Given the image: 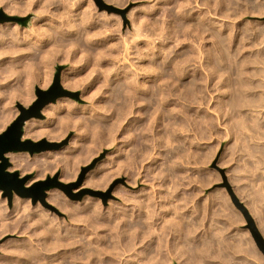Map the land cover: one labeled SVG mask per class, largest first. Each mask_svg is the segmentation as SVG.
Masks as SVG:
<instances>
[{"label":"rangeland","instance_id":"obj_1","mask_svg":"<svg viewBox=\"0 0 264 264\" xmlns=\"http://www.w3.org/2000/svg\"><path fill=\"white\" fill-rule=\"evenodd\" d=\"M76 1L81 2L83 4V7H84L85 4L87 6L88 3H90L91 6L93 5L92 7L93 8L95 7L94 10H93L95 15L105 12L104 14H106V16H108L109 23H108V25H106V28L103 31L104 33H102V37L107 43V44H105L106 46H104L103 51L105 53H110L111 51H117V52H115L117 56L114 53L113 56L108 57L109 60L108 59L107 60L109 62L107 60L106 61L105 60H101L100 61V59H102V58L99 56V54H100V51H102V49H100L99 47H97L94 44H90L89 43L90 45H88V43H86V42H84V43L82 42L83 44H85L84 47H83V44L81 42H79V41H73L72 43H76L77 42L73 46H72L71 43L68 44L71 47L67 46V44L63 45V44L60 43L62 45V47H64L63 50H60V51L56 50V51H54V53L52 51L53 54L48 49V48H50V46H49L47 48V51H50V53L52 55L45 53L43 55H45V56L49 55V56H46L47 58L43 57L42 56L43 52H41V51H43V49H45V47L43 48L41 46H44L45 44L41 45V44H43L41 41L45 39V36H43L44 34L36 32V33H34V36L33 35H29L28 36V30H31L32 26L33 27H35V26L37 27V26L43 24L42 22H36V24H35L34 18L36 19L37 13L34 10H28V11L22 12V13L13 12V11H10L8 8H6L5 4H3V5L1 4L0 5V27L2 29H4V30L0 29V39L2 40V41L0 40V50L2 48V50L0 51V124H1L0 125L1 126L0 127V129H1L0 133H3L4 131H6L7 128L11 125V123L21 113L19 105H22L24 107H30L31 105H33L34 102L38 98L37 93H36L37 92V88H40L42 90H49L50 88L53 87L54 82H55V78H56L57 75L59 76V79H60L61 88L63 90H65V91H67V93H65L64 95H62L59 98H57V100L55 102H50V103L46 104L43 107V109L41 110V115L39 117H32V118L26 120L27 123L29 122V123L32 124L31 129L29 128L30 131L28 130L27 123L25 122V124H24V127H26V128H24L23 135H22V140H24V141L25 140H31L32 143H30L29 145L32 148L44 147V149H41L40 151H34L33 153H31L29 150H27V151H18V152H8V153L5 154L8 157V160L10 162V164L6 168V170L8 172L12 173V174L16 173V172L18 174H17V176H12V177L10 176L9 177V179H10L9 186L11 185L10 188L9 187L6 188V186L4 184L2 186H0V193H1L0 194V200L5 201V202L0 201V204L2 203L3 207H4V208L0 207L1 208L0 210H2V211L4 210L5 213H9L10 217L12 218V215H13V217H14V215L15 216L17 215L16 212H17L18 207L19 208H21L23 206L25 207L24 204L27 205V202H29L27 207H35V206L37 207V203L40 201L38 203L40 207L44 206L43 208H45L47 210L55 211V213L58 216H60V217L62 216L61 218L66 219L68 217V213L65 212L64 209L60 210L61 209L60 206L56 207V205H58L57 203L55 204V202L52 203L51 201H47L46 200V198L48 196V193H47L48 191L47 190H49V192L51 190H58L59 192L61 191L62 194L65 193L64 194L65 197H67L69 200H73V201H76L78 203L84 202L86 200V198L87 199L88 198L97 199L98 198L97 196H100V198H98V199H99V202L101 204V207H103V208L108 209L109 207H119V206L120 207H131V208H133L131 211H134V213L136 215H139V213H141V215H139L135 220H138V219L139 220L140 219L141 220L142 219L143 220L144 219L148 220V218L145 217L146 216L145 214L147 213V216H149L148 212L150 211L149 214H150L151 218H149V221H152V224L154 225L152 228L154 229L155 234L159 233V231H160V230H158V227L161 228L160 226H163V224H164L165 227H167V229H168L167 231L168 232H167V234L165 233V234H162L161 236L164 237L167 240L170 239V241H173V237L175 238V236L178 239L177 233L173 229H170L176 221H180L181 220L180 222H182L183 224H190L191 222H193V223L195 222V224H196L195 227L197 226V224H198V227L200 226L199 228L196 227V228H198V230H196V232L197 231H199V232L193 233L194 235L192 234V232H190L191 234L188 232V235H186L187 234V232H186L187 230L183 233L184 234L183 235L184 239H183V242H182L184 244V246L182 244L183 251L187 250V252H188V250H191L189 252H192V254L188 252L187 255L188 254H190V255L185 256L186 252L183 255V252L180 251L177 248V246H175V245L173 246L174 243H172L171 245L168 244L167 250L169 248L171 250L170 251L168 250L169 252L166 250L167 251L166 254L168 255V257H166V254H165L166 264H167V262H168V264H170V263L171 264H184L185 262H186V264L188 262L190 264H194V260L196 262L197 258H198L197 262H199V263H196V264H201L202 262H204L202 264H211V262H212V264H214V263L215 264H229V263L230 264H236V263L237 264L238 263L241 264V262H243L245 260L247 261V259H248L249 262L252 263V261L254 260L252 257L256 258L255 260H257V261L254 260L253 263H255V264H264L263 263L264 254L258 248V246H257V244H256V242H255V240H254V238H253V236H252V234L250 232V229L247 227L248 222H247V219H246L244 213L238 208V206L236 205V203L233 200V195H234L240 202H242V204H244V206L248 209L249 213L251 214V216L253 217L254 221L256 222L260 232L264 236V105H262L263 108H261L262 106L261 107L258 106L259 108L257 107V105H260V103L264 104V100H263L264 99V97H263L264 96L263 95L264 94V92H263L264 88H259V83H260V87H264V0H229L230 2L228 0H223V1L222 0H206V1L205 0H196L197 2L196 1L194 2V0H193L194 3L191 2L192 0H182V3H181V0H165V1L164 0L163 1L162 0H156L157 3L155 2V0H87V1L86 0H76ZM177 1H180L179 2L180 4ZM185 1L188 2L187 5H184V3L185 4L187 3ZM201 1H204L205 3H207L209 1L208 5H210V3L212 4V2H213V4L210 5L213 8V12H212V8L211 7L206 5L207 7H209V8H206L205 3L201 2ZM216 1L219 4L215 3ZM227 1H228L229 4L226 3ZM170 3H172V5ZM192 3H193V5L198 3L197 4V8H196V5L193 6ZM201 3H202V5H201ZM214 3H215V5H214ZM164 4H165V6H163ZM231 4L232 5L234 4L235 8ZM174 5H177V6L175 7ZM178 5H179L180 8L178 7ZM226 5L227 6L228 5L232 6L231 10H230L231 12L229 11V9H230L229 7L230 6L227 7ZM181 6H183L185 8H183V7L181 8ZM190 6L194 7V9L191 8ZM177 7L179 9L178 11H177ZM216 7L217 8L219 7L221 10L224 9V8L225 9L222 12L219 8L217 9ZM226 7H227V11H229V13H227V11H225ZM242 7H243V9H242ZM188 8H190V9H188ZM180 9H181L182 12H179ZM207 9H209L208 12L206 11ZM169 10L171 12H169ZM204 10L207 13H205ZM167 11H168V13H167ZM173 11H176L177 14H176V12H173ZM187 11H188L189 14L187 13ZM224 11L228 15H226ZM160 12H162L164 14H162ZM193 12H195V13H193ZM202 12H204L205 14L204 13L202 14ZM185 13L187 14V16H185ZM217 13H218V15H217ZM222 13L224 14V16L222 15ZM116 14H117V16H116ZM165 14H166V17H165ZM113 15H115V16L113 17ZM147 15L148 16L151 15V16L148 18ZM200 15L205 20H203L202 18L200 19L199 18ZM205 15H206L207 18L204 17ZM158 16H160V17H158ZM182 16H184V17H182ZM134 17H136V18H134ZM153 17H155V19ZM113 18H114V20L116 19V21H114ZM133 18H134V20H133ZM138 18L139 19L143 18V21L142 20H138ZM165 19H166V21H165ZM131 20L135 21V23L133 24V22ZM179 20H181V22H179ZM215 20H217V21L215 22ZM117 21H118V23L115 24V22H117ZM182 21L185 22V23L183 24ZM207 21H209V22H207ZM131 22H132V25H131ZM137 22L140 23V24H138ZM165 22L167 24L169 22L168 26L170 25V27H171V28L169 27V30H168V28H167L168 26H166L167 24ZM222 22H224L225 24L222 23ZM37 23H39V24H37ZM150 23H151L152 27H150ZM153 23L154 24L158 23V24H157L156 27H154L156 24L154 25ZM178 23H181L183 25L178 24ZM12 24L14 25V27L16 25H18L21 28V32L16 33V31H13L14 27H11V26H13ZM112 24H113V26H112ZM160 24H162L161 26H164V27H161ZM216 24H218V25H216ZM141 26H142V28H141ZM144 26L147 27V31L148 32L146 31V28ZM165 26H166V30H168V31L165 30V32H164ZM227 26H229L231 28L229 29ZM6 28H10V30L6 29ZM112 28L114 29V30H112L113 34L109 33V32H111ZM140 28H141V30H140ZM161 28H164V29H161ZM5 29L8 30V31H6ZM107 29L109 30V32H108ZM134 29H136V31ZM160 29L162 30V32H161ZM170 29H172L173 31L170 30ZM11 30L13 31V33H12ZM23 30H25V31H23ZM195 30L196 31L198 30L197 31L198 35L195 32ZM126 31H127V33H126ZM137 31H139L142 34L141 35H140V33L138 34ZM152 31H156V33L154 34V32L152 33ZM159 31H160V33H159ZM184 31L185 32H189V33H185ZM212 31L216 32V34L214 35V32L212 33ZM217 31H218V33L220 35L217 33ZM229 31L231 32L230 37H229V34H228ZM7 32H10V34L7 33ZM150 32H151V34H150ZM166 32L167 33L169 32V33L166 34ZM205 32H206V34H205L206 38H205V35H204ZM226 32H228V33H226ZM3 33L4 34L7 33V34L4 36ZM162 33L163 34L165 33L166 35L163 36ZM13 34L16 36L15 37L16 39L14 38ZM130 34L133 37L132 36L130 37L131 41L129 42ZM223 34H225V36H226V37H223L224 38V40H223L224 43L222 42L223 38L222 39L218 38V36L220 37ZM227 34H228V36H227ZM127 35H128V37H127ZM151 35L153 37H151ZM7 36H9V37H7ZM17 36H19V37L17 38ZM27 36H28V38H27ZM114 36H117V37H114ZM119 36L120 37L122 36V38H124V39H122V38L120 39ZM141 36H142V39H141ZM162 36H163V38H162ZM215 36H217V38ZM6 37L9 38V39H10V37H13L14 39L11 38L12 40L11 39L9 40ZM134 37H136V38L138 37L137 38L138 40L136 38H134ZM165 37H166V39H165ZM175 37H176V39H175ZM196 37L197 38L199 37L200 39L199 38L197 39ZM25 38H27L28 40L25 39ZM93 38H95V37L93 36ZM118 39H120L119 41L121 43H119ZM216 39L218 40V42H220V43L222 42L221 45H223V46H224V44H225V46L228 45L227 47L224 46L225 47L224 50H226V51L223 50V47L220 44H218ZM3 40H5V41H3ZM13 40L17 41V43L14 41L15 43L13 44ZM135 40H137V41H135ZM152 40H153V47L151 46L152 44L151 45L149 44V43H152ZM164 40H166L169 43H167ZM197 40H199V41H197ZM211 40L215 41V44L217 43L216 46L219 45L218 47H216L218 50L215 49V51H217V58H218L217 59V63L222 67L224 65H228V63H229V65H231V62H233L232 65L237 66L240 69H241V66H239V65L242 64V69L245 66V68L243 69L244 72H245V69H247L246 70L247 72H245V75L246 76L249 75L248 76V78H249L248 83H250V82L252 83L253 82L254 86H255V84H256V86L258 85L257 87L261 90L260 91L256 87L255 90H252V91H254L255 95L253 93L252 97H251V95H249L251 98H249V96H248V97H246L244 99L245 102L249 101L248 103H250L249 104V106H251L250 109H249V106H247L248 104H246V103L244 104L246 106L243 107V108L247 107V109L246 108L245 109L248 110V111L244 110L243 108H242L243 110H241V111L239 109H236L238 113L236 111L234 113V111H233L232 112L233 115L232 114H229V116L226 115V114H228V112L230 110L228 108L229 106L227 107V105H226L225 106L226 108H223V110H221L220 108H219L220 110L218 109L219 104H217V103H219V102L217 100L219 98V91H217L218 89H216V91L218 93L215 92L214 91L215 88L212 91L210 90L207 95L205 94L200 99V101L199 100H194L193 98H191L192 97L191 95H188L187 97H185V98H188L186 100H185L184 97H183L184 98L183 99L181 97H178L177 95H171L168 98L169 102H170L169 106L174 107V106H176L175 104L178 103V101L182 102L183 100H184L183 103H184L185 107L189 106L188 107L189 109L186 107L185 108L186 109L185 112L180 111L181 113L180 112L177 113L176 110L171 112L170 111L171 107H169L170 110L169 109H165L161 105V102L159 101L158 98H155L157 100H154V104L155 105L152 108L143 109V110L140 109L139 106L141 104L145 103V101L141 100L142 101L141 102L140 99H139L138 101L141 102V103L139 104V102L137 101L138 102V103H136L137 106L133 105L131 108H129L128 111L129 110H131V111H129L130 113H128V111H127L128 107L124 108L125 107L124 101L114 100L113 98H111L109 96V94H106V93H108L109 88H106V89H104V88L107 87L106 85H107L108 82L107 83L103 82V78H102V76H104V74H105L104 73L105 71L107 72V74H105L107 76L108 72H110V70L113 72V70H120L121 69L122 73L124 72V74L126 73L127 75L128 74L132 75L130 78H132V77L135 78L137 75H138V77H143V75L146 74V73L145 74L143 73V72L146 71L144 69H150V70L154 69L153 70L154 74L157 75L161 71L162 67H167L168 66V64L166 65L164 63L165 61H171L173 64L171 63L170 65H172V66L173 65L174 66H180V68H181V65H183L181 69L189 77L194 76L197 71L201 70L200 73L203 74L204 79H207L206 76H207V73H208L209 62H208V60H205V59H207L206 58L207 55L205 53H208V50L210 51V49H212L211 46L213 45V42ZM6 41L9 42L8 44L11 47H12V45L14 47L11 48L7 44ZM10 41H12L11 42L12 44L10 43ZM149 41H151V42H149ZM2 42H6V44L5 43L3 44ZM29 42H32L33 44L29 45L28 44ZM38 42H39V44H38ZM78 42L81 44L80 48H78V45H79ZM109 42L111 43V45L109 44ZM126 42H127V44H126ZM131 42H132V44H130ZM135 42H136V44H135ZM181 42H183L182 45H180ZM225 42L226 43L229 42L230 46H229V44H226ZM112 43H113V45H112ZM173 43L176 44L175 45L176 47L174 45H172ZM203 43H205V44H203ZM18 44L20 46H26V47L29 46L28 47L29 50L26 47H24V48L21 47V49H19L20 47H19ZM35 44H36V46H35ZM37 44H38V46H37ZM86 44H87V46H86ZM129 44L132 45L131 46L132 48L129 46ZM157 44H158V46H157ZM5 45H8V46H6V48H5L4 47ZM148 45H149V47H148ZM17 46H18V50H16ZM30 46H31L33 51L36 50L37 53L36 52H34V53L37 54V55H35L33 53V51L31 50ZM58 46L56 47L57 49L58 48L59 49L62 48L59 45V43H58ZM65 46L67 47V51H66V47ZM89 46H90V49H89ZM121 46H123V47H121ZM133 46L135 47V49H134ZM154 46H155V48L157 47V48H160V49L157 50V48L155 49ZM183 46H184L185 50H184V48H182ZM191 46H194V47H191ZM9 47H10V49H9ZM35 47H37L38 50ZM74 47H77V48H74ZM82 47L85 49L84 52H83V50H81V49H83ZM169 47H171V48H169ZM233 47L237 48V50L240 51V53L237 52V53H239L238 55H236L237 54L236 53L237 50L235 52H233L235 50ZM68 48H70V49H68ZM93 48H94V50H92L90 52V50L93 49ZM137 48L139 49V51H138ZM143 48H145V49L143 50ZM152 48H153V50H152ZM164 48H166V49H164ZM168 48H169V50L172 49V53H170V51L167 50ZM174 48H175V50H174ZM179 48H181L182 50H179ZM191 48H193V49H191ZM202 48H204V49H202ZM208 48H210V49H208ZM6 49H8L10 51H8ZM24 49H26L27 51L24 50ZM40 49H42V50H40ZM124 49H126V50H124ZM187 49L188 50L191 49V50H189L187 52ZM195 49H196V51H195ZM198 49H199V51H198ZM4 50H6V51H4ZM15 50H16V53H15ZM20 50H23V52L20 51ZM87 50L90 52V54L88 53ZM123 50L126 51V52H124ZM133 50H134V52H132ZM145 50L147 52L149 50H151L152 53H151V51H149V53H148L149 55H148V54H146L147 52ZM166 50L168 51V53L166 52ZM203 50H205V51H203ZM64 51H66V52H64ZM81 51H82V55L83 54H86V55H83V57H81L80 63H75L76 57H74V56H77V58L80 59V56H82L81 53H80ZM85 51L88 53V56L92 57V55L93 56H94V54L96 55V56L93 57V59L95 58L94 60H92V58H90L91 61L89 60L90 64H87L88 65V66H86L87 68L83 66L84 63L86 62L85 61L86 59H84V58L89 59V57L87 56V53H85ZM93 51H95V53ZM127 51H129L130 53H129V55L126 56ZM140 51H142V52H140ZM193 51H195L197 57L194 56L195 54H194ZM38 52L41 54L40 56L42 58L38 55L39 54ZM45 52H46V49H45ZM67 52H69L70 56H68ZM97 52H99V54H97ZM119 52H120V54H118ZM136 52L137 53L140 52V53L135 56L134 54H136ZM173 52H174V54H173ZM190 52H193L192 55L195 58L193 56L190 57V55H191ZM224 52H229V54L228 53L225 54ZM66 53H67V55H66ZM141 53H142V55L144 54L145 57H144V55L141 56ZM162 53H163V55H162ZM234 53H236L235 54L236 56L234 55ZM63 54H64V56H66V59H65L66 61L63 60L65 58L63 56ZM176 54H177V56H176ZM199 54H200V56H199ZM50 55H51V57H50ZM150 55L152 56V58H151ZM170 55L171 56L174 55L173 57H175L176 59L175 58L173 59V57H171ZM233 55L235 57H233ZM35 56H37V57H35ZM38 56H39V59H38ZM146 56H148V57H146ZM163 56H166L167 59L165 57H163ZM180 56H181V59L184 61V63L180 59ZM244 56H245V58H243ZM33 57H35V58H33ZM62 57H64V58L62 59ZM71 57L75 58V60H73ZM96 57H99V61H95V60H98V58L96 59ZM128 57H130L131 60ZM149 57L151 58V60H150ZM160 57H161V59H160ZM169 57H170V60H169ZM189 57H190V59H189ZM52 58H54V60H52ZM164 58H165V60L163 62L162 59H164ZM199 58H201V59H199ZM42 59L45 60L46 62L45 61H41L40 63H37V62H39ZM79 59H78V61H79ZM110 59H112V60H110ZM177 59L179 61L181 60L180 61L181 63L176 62ZM187 59H189V60H187ZM242 59H244L245 62ZM31 60H34V61H31ZM72 60L76 64V66H75L74 63L72 64ZM123 60H124V62H123ZM148 60L150 62V64L148 63L149 66L147 64ZM192 60L193 61L195 60V62H193ZM201 60H202V62H201ZM17 61H19V62H17ZM78 61H76V62H78ZM93 61L95 62L96 65L94 63H92ZM120 61H122V62H120ZM156 61L157 62H161L162 65H161V63L159 65L158 63H156ZM198 61H200V62H198ZM222 61H223V64H222ZM20 62H21L22 65L20 64ZM97 62H99V63H97ZM100 62H102L103 65H100V64H102ZM133 62H134V64H133ZM203 62L204 63L206 62L205 64L208 67ZM26 63L28 64L27 67H26V65H27ZM45 63H48V64L46 65ZM91 63L93 65H95V66H91L92 65ZM104 63L105 64L107 63V65H105ZM113 63L116 64V65H114ZM136 63H138V64H136ZM247 63H248V65H247ZM9 64H10V66H9ZM29 64H34L33 65L34 67L32 68V66L31 65L29 66ZM81 64H83V65H81ZM139 64L141 66L137 67ZM189 64L192 66L193 69L190 66L188 67ZM197 64H199V66L200 65H202V66H200V68H199V66ZM49 65H50V68L51 67H53V68L49 69ZM97 65L98 66L100 65L99 66L100 68ZM246 65H247V67H246ZM14 66H15L14 69H16L17 71L13 69ZM47 66H48L49 70L46 68ZM90 66L92 67L91 69H93V70L89 69ZM111 66H112V68H111ZM123 66L125 67V69H124ZM130 66H131V69H130ZM150 66L151 67L154 66L157 70H155L154 67L151 68ZM157 66H159V68H157ZM5 67H6V69L8 68V70H6ZM93 67H95V68H93ZM101 67H104V68L106 67V68L105 69L104 68L101 69ZM140 67H141V70L139 69ZM204 67L207 70L202 69ZM25 68H27L28 71L25 70ZM34 68L35 69L38 68L37 71ZM45 68H46L47 74H46V72L44 74L46 76H42L41 74H39L40 75V77H39V75H36L41 70H42L41 73L43 74V71H45ZM136 68H137V70H136ZM23 69H24V72L21 71ZM32 69H34L35 71H33ZM52 69H53V71H52ZM95 69L96 70L97 69H101V71H99V70L96 71ZM107 69H108V71H107ZM126 69H127V71H125ZM138 69H139V71H138ZM50 70L52 71V73H51L52 75L51 76L49 74L51 72ZM128 70L130 72H128ZM14 71H15V73L17 75L15 73H13ZM25 71L27 72V74H25L26 73ZM48 71H50V72L48 73ZM170 71H171V69H170ZM190 71H192V73L194 75L192 73H190ZM205 71H207V72H205ZM19 72L21 74H19ZM31 72H32V74L34 76L31 74ZM89 72H92V73H89ZM220 72H221L220 74L222 75V77H224V75H226V73H224V72L222 73V71H220ZM22 73H23V75H22ZM85 73L88 74L87 75L88 76L87 79H86V74ZM101 73H102V75H101ZM135 73H136V76H135ZM65 74H67V77H66ZM82 74H83V76L80 77V75H82ZM93 74H94V76H93ZM96 74H97V76H96ZM11 75H13V76H11ZM21 75L24 76V77H21ZM31 75H32V78L35 77V76H38V78L37 77H35V78H37V81L38 80L39 81L36 82V79L30 78ZM111 75H112V73L110 74V76ZM227 75H228V73H227ZM15 76L21 77L22 80H20L19 78H16ZM48 76H50V78H51V80H49V81H48V79H49ZM62 76L64 77V79L65 78L69 79V80L65 79V80L69 81V82H67L68 83L67 84L68 87L66 85V81L64 79L62 81V78H63ZM73 76H74L75 79L80 77L79 79H77L78 83L76 82L77 83L76 84L77 88L75 86H73V85H75L74 84L75 79L73 78ZM89 76L91 77V79H90ZM69 77H71V79ZM97 77H99L100 79L97 78ZM119 77H120V75L116 76L115 77V81H117V78H119ZM23 78H24L25 81H23ZM84 78H85L86 81H89V82H86L85 80H82ZM28 79L29 80L32 79V81H28ZM44 79H46L48 82L46 80L44 81ZM79 80H81V81H79ZM98 80L99 81L101 80L103 82L102 83L100 81V84H101L100 86L101 87L97 86V85H99ZM96 81L98 82V84H97ZM18 82H19V84H18ZM25 82H27V83L25 84ZM62 82H64V83H62ZM255 82H257V83H255ZM28 83L31 84V85H29L30 88L28 86ZM70 83H71V85H70V88H69V84ZM207 83H208L207 80H205V81L203 80L200 83V87L203 88V89H206L208 87ZM21 84L24 85V86L20 87V86H22ZM94 84H96V85H94ZM104 84H106V85H104ZM203 84H205V85H203ZM15 85L17 86L18 90L16 89ZM18 85H19L20 88L18 87ZM26 86H27V88H26ZM71 86L73 88H71ZM93 86H95L94 88H96V87L101 88V90L97 88L99 93L101 91L103 92L105 90H106V92L105 93L101 92L102 95L99 94V93H94V92H92ZM12 88H14V89H12ZM22 88H24L23 92H21L23 90ZM91 88H92V90H91ZM19 89L21 91H19ZM30 89H32V90H30ZM90 90H91L92 93L90 92ZM95 91H97V90L95 89ZM16 92H17V94L21 93L22 95L18 96L16 94ZM26 92L27 93L29 92L30 94L32 93V95L27 94ZM214 92H215V94H213ZM86 93L87 94L89 93L90 97H91V94L94 93L95 95L93 94V97H91L93 100L91 98H89V96H87ZM210 93H212V95H210L211 99L209 98V94ZM26 94L28 95L29 99L27 98V96H25ZM84 94L88 98H85L86 96ZM96 94H98V95H96ZM256 94L257 95L258 94L259 95L262 94V95H260V98L261 97L263 98V99L261 98V101L263 100L262 102L259 100L260 98L257 97ZM254 96H256V97H254ZM189 97H190L191 100L189 99ZM94 98L95 99L97 98V99L95 100ZM208 98H209V103L207 102ZM64 99H66L65 100L66 102L64 101ZM109 99L110 100L112 99L110 101V103H112V101H113V103L111 105H109L110 107L106 106V105L110 104L109 103ZM170 99H173V100H170ZM202 99H203V101H202ZM254 99H256V100L254 101ZM24 100H26V101H24ZM68 100H70V101L67 102ZM99 100H101V101H99ZM106 100H107V102H106ZM175 100H177V101H175ZM187 100H189V101H187ZM252 100H253V102H252ZM58 101L61 103V105H60V103ZM63 101L65 102V104L63 103ZM74 101H75V103H73ZM96 101H98L97 103H99V104H96ZM114 101L115 102L118 101L120 104L117 102L118 104L115 103L116 104L115 105ZM156 101H157V103H155ZM256 101H258V102H256ZM100 102H105L106 105L104 103L100 104ZM200 102H202V103H200ZM251 102H252V105H251ZM70 103H73L74 105L70 104ZM122 103H123L124 106L122 105ZM172 103H173L174 106L172 105ZM206 103H208V104H206ZM66 104L69 105L71 108L69 106H67V108H65L64 106H66ZM78 104H80V105H78ZM113 104L115 105L114 107L112 106ZM254 104H256L255 107H254ZM58 105H60V106H58ZM90 105H91V107H90ZM103 105H104V107L106 106V108L103 109L104 111H107L106 109L108 107H109V109L111 108L110 111L108 109V111H107L108 114L106 112L104 113L103 110H98V109H101V107H103ZM208 105L210 106V108H209ZM213 105H215V106H213ZM46 106H48L49 109ZM54 106L55 107L57 106L56 110H53ZM75 106L79 107L80 110L76 111L77 108ZM119 106H120V109L123 106L122 107L123 108V112L126 109L125 113H122V110L121 111L119 110ZM155 106H156L157 109L155 108ZM160 106L162 107V110L161 109L159 110ZM200 106H202L203 108L200 109L201 108ZM68 107H69V109H68ZM94 107H96V108L94 109ZM97 107H100V108H97ZM195 107H197V109H195ZM46 108L48 109L47 111H50V114H53V115L47 114L49 112L46 113V110H44ZM153 108H155V109H153ZM50 109L53 110V111H51ZM72 109H74V110H72ZM114 109L116 111L114 113H117V117H116L117 121H116V118L114 117L116 115V114L113 113ZM117 109H118V111H117ZM134 109H135V111H134ZM152 109L154 111L156 110L155 111L156 114L154 113V111H150ZM163 109H165V111ZM206 109H207V111H205ZM157 110H159L160 112H158ZM166 110H168V111H166ZM224 110H228V111H224ZM249 110H251V112ZM259 110H261V112ZM67 111H69L70 113H68ZM252 111H255L256 113L255 112L253 113ZM5 112L9 113L8 116H7V113H5ZM59 112H60V115H59ZM137 112H139V113H137ZM149 112H152L153 114H150ZM187 112H189V114ZM190 112H191V114H190ZM219 112H220V114H221V112H223V113L220 115ZM225 112H227V113L225 114ZM243 112H245V114H249V115H245V114H243ZM257 112H259L260 114H258ZM56 113H58V114H56ZM79 113H81V115ZM119 113H120V116H119ZM127 113L131 114V115H128ZM132 113L135 115V117L133 116ZM168 113L169 114L172 113V116H173V113H174V116L175 115L176 116L175 117L173 116V118H170L172 116H167ZM240 113H242V114L240 115ZM65 114L66 115L68 114L67 115L68 117ZM73 114H76V115H73ZM85 114L89 115V116L87 115L89 119H87ZM99 114H100V116H103V119H102V117L100 119V116L98 117ZM111 114L114 115L113 116L114 118L111 116ZM148 114H149V117L152 115V118L151 117L149 118ZM186 114H188V115H186ZM223 114H225V115H223ZM256 114H257V116H256ZM58 115L60 116L59 118H57ZM122 115L124 117H126V119L123 120L124 117ZM127 115L129 116L128 118H127ZM155 115L157 116L158 119H162V118L163 119L160 121V120L156 119ZM184 115H185V117H183L184 118V120H183L182 116H184ZM191 115H192V117H191ZM231 115H232V117H234L236 115L237 118L236 117L235 118L237 120L234 118L236 121L234 120V122H233V118H231V119L229 118ZM52 116H54V117H52ZM69 116H70V119H71V116H72V119H71L72 121L69 119ZM73 116H76L77 118L73 117ZM78 116L84 117V118L82 119V118H79ZM106 116H108L109 119ZM189 116H190V118H189ZM215 116H216L217 119L215 118ZM238 116L240 118H238ZM65 117L68 118L67 119L68 122L66 121V119H64ZM97 117L99 118V120H98ZM119 117L122 118L123 122H122V120H120L121 118L118 120ZM2 118H3V120H2ZM53 118L56 121L52 120ZM60 118H63L64 121L62 119H60ZM85 118H86V121H85ZM93 118H94V120H93ZM105 118H106V120L104 121ZM111 118H113L114 121ZM177 118H179V119L181 118L180 119L181 120L180 124L176 123V122L179 121V119L177 120ZM188 118H189V121H188ZM207 118H208L209 121H207ZM210 118L211 119L213 118L214 121H213V119L211 120ZM246 118L248 119L249 122L246 120ZM75 119H77L76 120L77 122L75 121ZM80 119H82V120H80ZM185 119L187 120L186 121L187 123L185 122ZM201 119H202V121H201ZM228 119L232 120V121L229 120V122L231 124L227 123ZM242 119H244V121H243L244 124L242 123ZM107 120H108V122H107ZM133 120H134V123H133ZM163 120L166 122V126H167V127L165 126L166 128H164L165 122ZM168 120H171V121L168 123ZM217 120H218V122H216ZM1 121H2V123H1ZM59 121H61V122H59ZM82 121L83 122L85 121L86 123H89V125H90L91 122H93V123L97 122V124L95 123V125H97V127L93 123H92L93 126L92 125L86 126L87 124H85V122L83 123ZM88 121H90V122H88ZM98 121H101L103 124L99 123ZM109 121H110L111 125H110ZM111 121H113V122H111ZM119 121L121 122L120 124H119ZM143 121L145 122V124L143 123ZM197 121L198 122L200 121L201 123L200 122L198 123ZM204 121L206 122V124H204L205 123ZM239 121H240V123H239ZM56 122H58V123L56 124ZM64 122H67V123H65V124H67V126L64 124L65 126L62 127V125H63L62 123H64ZM70 122H71V124H69ZM81 122H82V124H81ZM171 122H172V125H171ZM232 122H233L234 125L232 124ZM3 123H4V125H3ZM114 123H116V124H114ZM137 123H139V124H137ZM148 123H149V125H148ZM151 123L153 124V126H150V125H152ZM157 123L160 124V125L157 126ZM163 123H164V125L162 126ZM175 123L178 126L174 127L176 125ZM196 123H198V124H196ZM212 123H214V124H212ZM225 123L228 124V125H225ZM99 124H101L100 125L101 131H102V127L104 128L102 132H100V128H98ZM104 124H105L106 127H104ZM117 124H119V126ZM154 124H155L156 127L154 126ZM186 124H188L190 127H187L188 125H186ZM209 124H210V126H209ZM229 124H230V126H229ZM81 125H83V127L84 126L87 127L88 130H90L89 133H87L88 131H86L87 128L84 129ZM108 125H110L112 127L111 130L107 127ZM135 125L136 126L140 125V126L138 128V126L136 127ZM146 125H148L147 126L148 129L146 128ZM192 125H193V127H192ZM194 125H195V128H194ZM198 125H200L201 128L198 127ZM78 126L82 127L84 130L81 129L80 127H78ZM149 126H150V128H149ZM184 126H186L185 127L186 129H183ZM2 127H3V129H2ZM90 127H92L93 130ZM143 127H145V128H143ZM197 127H198V129H197ZM95 128H97V129H95ZM106 128H108V129H106ZM135 128H137V129L141 128L140 133H139L138 130H137L138 131L137 132ZM151 128H152V130H150ZM173 128H174V130H173ZM203 128H204V130H203ZM46 129H49V130H46ZM51 129L53 130V132H52ZM77 129H79V130H77ZM105 129L107 131L110 130V132L106 131V133H105V131H104ZM113 129L115 130V133H114ZM165 129H167L168 131L165 130ZM45 130L47 131L48 134L46 133ZM50 130H51V132H48ZM82 130H83V133H82ZM91 130L93 131V133H92ZM97 130L101 133L100 135H99V132ZM130 130L132 131V133H131ZM142 130H144V131H142ZM175 130H176V132H175ZM37 131H39V132H37ZM84 131H86V132H84ZM96 131H97V135H99V136L94 134V132L96 133ZM126 131L127 132L130 131V133L128 132L130 136H127L128 133ZM25 132H26V134H24ZM44 132H45V134H44ZM111 132H113L114 135L111 134ZM133 132L134 133L136 132V134H135L136 136L133 134ZM41 133H43V134L41 135ZM107 133H108V137L109 138L107 137V135L104 136ZM137 133H139V135ZM145 133H147V134H145ZM162 133H164V134H162ZM166 133L170 134V137L168 135V138H167L166 137V135H167ZM131 134L133 136H131ZM141 134H143L144 136H142ZM95 135L98 138H96ZM158 135H161L162 137L160 138V136H158ZM163 135H165V137ZM100 136H104L103 138L105 140L103 138L101 139ZM110 136H112V137L114 136L115 138L111 139L112 137H110ZM140 136L144 137V138H141ZM149 136H150V141H148L149 140L148 139ZM137 137H139V138H137ZM93 138H94V141H93ZM107 138L109 140L111 139L110 143H109V140ZM151 138H152V140H151ZM165 138H166V141H164ZM89 139H92V140L89 142ZM161 139H163V140H161ZM102 140H103V142H102ZM80 141L83 144L80 143ZM96 141H98V143ZM142 141L145 142V143H143ZM111 142H112V145H111ZM160 142H162V143H160ZM165 142H168V143H165ZM77 143L78 144L80 143L81 145L80 144L78 145ZM146 143H147V146H145ZM87 144H88V148L90 147L89 145H91L92 149L90 148V150L93 151V153H91L90 150L87 149ZM100 144H101V146H100ZM134 144H135V146H134ZM148 144H149V146H148ZM77 146H78V148H77ZM67 147H69V148H67ZM72 147L73 148L76 147L77 150L80 147L81 149H84V151H86V149H87V151H89V152L88 153L85 152V153L87 155H89V156L86 155V157H89L90 159L88 161L83 162V164L81 163L80 166H79V170L77 172L76 177L73 180H69L68 181V180H65V179L61 178L62 177L61 175H62V172H63L62 169H64V161H62V160L64 158L65 152H67L68 149H70ZM82 147H85V148H82ZM95 147L97 148V151L93 150ZM98 147H99V149H98ZM144 147L145 148L147 147L148 149L145 150ZM77 150H75V151H77ZM125 150L127 151V154H126ZM84 151L82 150V152H81V150H80V153L85 155ZM94 151H95L96 154H94ZM135 151H136V154H135ZM143 152L145 154L147 152L148 153L146 155H144V157H143ZM80 153H79V155H80ZM89 153H91V154H89ZM10 154H11V157H10ZM14 154L17 155V156L21 155L22 158L24 159V161L19 164L17 158H14V159L12 158V156H14ZM130 154H132V155H130ZM137 155H139V156H137ZM90 156H92V158ZM112 156L113 157H117L118 161L120 162L119 164L122 165L123 168H125V169L127 167V165H125V164H128L127 161L129 162V160H130L129 158H131V160H132V161L130 160L129 163L134 162L135 164L133 163L134 165L131 166V167L129 165H132V164H128V170L129 171H127L126 174H124L125 172H121L120 174L116 173V176L113 175V177L110 179L109 185L107 187H97V186L93 187V186L87 185L85 183L86 182L85 180H87V179H85V178H88V177H86V176H88V173L94 171L99 164L103 163V160H104V162H107V160L109 158H112ZM145 156H146V158H145ZM137 157H138V159H137ZM120 158L121 159L124 158L126 160V162H125L124 159H123V162H125V163L121 162L119 160ZM126 158H128V160ZM140 159H141V161H140ZM16 163H17V165H16ZM138 163H139V165H138ZM18 165H19V167H18ZM135 166H137V167H135ZM132 167H133V169L134 168L135 169L133 170ZM150 168H151V170H150ZM130 169H131V171H130ZM148 170H150V171H148ZM135 171H137V172H135ZM129 172H131L132 175H130ZM20 173L21 174L25 173L24 177H20ZM128 173H129V177L130 178L127 177ZM135 173H137L139 175H137ZM133 175H134L135 178L133 177ZM235 175H236V177H235ZM136 176H137V178H136ZM141 176H142V178H140ZM131 177L134 178V179H137V180L133 181V179H131ZM235 178H238V180L235 179ZM31 179H37V180L35 181V183L33 185H30L29 187H26V182L30 181ZM130 179L133 181L134 184L132 183V181H129ZM66 182H68V183H66ZM84 185H85L84 188H82L81 190L77 191L76 193H72L75 188H79V187H82ZM46 187H48V188H46ZM120 188H121V190H120ZM123 188H124V190H123L124 192L122 191ZM116 191H117V193H116ZM231 191H232V193H231ZM119 192L122 195H120ZM118 193H119V195H117ZM127 193H129V194H127ZM121 196H124V198H122ZM148 196L151 197V198H149ZM160 196H162V198L164 197V199H162ZM145 197L146 198L148 197V198L145 199ZM26 198H27V200L28 199L29 200L27 201ZM17 199H19L18 202L20 203V205H18L19 203L17 202ZM109 199H110V202H109ZM149 199H152L153 202H152V200L150 201ZM145 200H146V202H145ZM14 201H16L18 204L15 203ZM135 201H137L138 204H139V201H141L139 206L137 205V202H135ZM149 201L151 202V204H149ZM23 202H25V203H23ZM114 202H115V205H114ZM155 202H157L158 204L155 203ZM110 203H113V204L111 205ZM153 203L155 204V206H154ZM152 204H153V206H152ZM142 205H143V208H141ZM150 205L152 206V208H151ZM159 205L160 206L162 205L163 208H161ZM16 206H17V208H16ZM148 207H149L150 210H148ZM141 209H143V210H141ZM146 209L148 211H146ZM152 209H153V211H154V209H155V211L156 210H159V211H157V212L154 211L153 212ZM63 210H64V213H63ZM163 210H165V211H163ZM8 211H10V212H8ZM11 212H12V214H11ZM49 212H51V211H49ZM136 212H139V213L137 214ZM155 213L158 214V215H156ZM142 214H143V217H142ZM22 215H23V211H21V213L18 214L19 217L22 216ZM63 216H65V217H63ZM163 217H165V219ZM161 218H162V220H161ZM131 219H132V217H131ZM116 220L118 221V219H116ZM9 221H10V219L8 220V222ZM155 223H157L156 226H155ZM199 223L203 224V226L199 225ZM80 224H81V222H80ZM170 225H172V226H170ZM168 226H170V227H168ZM154 227H157L156 230H158V231H155ZM164 232H165V230H164ZM14 233H15V231L7 232V233L3 234L2 236H0V245L2 246L4 244H6L7 242H10L11 240H22V239L26 240L27 239V236L24 233H21V232H20L21 234L20 233H17V234L15 233L14 234ZM236 233H237V235H236ZM189 235H190L191 238L190 237H186V236H189ZM156 236H158V235H156ZM25 237H26V239H25ZM200 237H201V239H200ZM152 239L155 240V239H157V237H155V238L153 237ZM197 240L200 243L197 242ZM236 240L239 241V242H237ZM143 241H144V243L140 242V245L138 244L137 247L144 246V244L147 245V243H149V244L153 243L149 238H146ZM240 241H242V243ZM248 241H250V242H248ZM184 242L186 243V246H188V248L186 250H184L185 249V243ZM141 243H142V245H141ZM187 244H189V245H187ZM222 244L224 245V247H223ZM77 245L78 244L74 245L75 248L73 246H71V248H70V246L69 247L67 246L68 248L67 247H63V248L60 247L59 249H57L58 250V255H56L55 252L52 253V254H54L53 257L55 256L53 258V263L52 264H61V261H59V259H58L59 255L64 253L65 251H68V249H74V250L78 249L79 246H77ZM190 245L192 247H190ZM195 245L196 246L198 245V246L196 247ZM235 245H237L239 248H237ZM240 245H241V247H240ZM1 246H0V248H1ZM156 246H155V243H153L152 247H156ZM202 246H205V248L203 247L204 249L202 248L203 251L201 249ZM199 247H200V250H198ZM172 248H173L174 251L172 250ZM176 249L179 252H176L175 251ZM194 249H195V251L197 249V252H195ZM208 249H209V251H207V253H209L211 251L212 254H213V252L215 251L213 255L216 258L214 256H211L212 254H210V256H208L209 254H206L205 250H208ZM0 251H1L0 254H3L1 249H0ZM163 251H165V250L161 249L159 252L161 253ZM171 251H173L175 253L173 254V252H171ZM156 252H154L153 255H155V258H157L156 256H158L157 260H159V258H161L160 257L161 255H160V253H158V252L156 253ZM202 252H204V255H203ZM195 253H197V254L195 255ZM175 254H176V257H173V255H175ZM193 254L195 256H193ZM216 254H217V256L218 255L219 256L217 257ZM221 254H222V256H220ZM228 254L230 255L229 257H228ZM181 255H183L184 257L181 256ZM202 256H207V258L206 257H202ZM186 257H187V259H185ZM194 257L196 259H193ZM199 257L201 258V261L203 260L202 258H206V259H204V261L201 262ZM181 258H182V260L184 259L185 262H183L184 260L182 261ZM188 258L189 259L191 258L192 260L188 261L189 260ZM208 258H210V259H208ZM212 258H213V260H212ZM220 258L224 259L225 262H222V261H224L222 259H221L222 261H220ZM234 258H235V262L232 261V260H234ZM236 258H238L239 261ZM259 258L261 259L262 262L258 261ZM56 259H58V260H56ZM167 259L168 260L171 259V261L169 260L170 263H169V261ZM227 259H228V261H226ZM229 259H230L231 262L229 261ZM47 260L48 259L45 258L44 259L45 263L43 262L41 264H47ZM207 260H209V261H207ZM57 261H59V263ZM205 261L207 263H205ZM217 261L218 262L220 261V262L218 263Z\"/></svg>","mask_w":264,"mask_h":264},{"label":"bare ground","instance_id":"obj_2","mask_svg":"<svg viewBox=\"0 0 264 264\" xmlns=\"http://www.w3.org/2000/svg\"><path fill=\"white\" fill-rule=\"evenodd\" d=\"M87 1V0H86ZM163 1V0H162ZM165 1V0H164ZM196 0H194V2H195ZM206 1V0H205ZM223 1V0H222ZM229 1V0H228ZM228 1L226 2V3H228ZM155 2H156V0H155ZM174 2V1H173ZM176 2V1H175ZM178 3L180 2V1H177ZM185 2H187V1H185ZM191 2H193V0L191 1ZM193 2V3H194ZM197 2V1H196ZM201 2H203V3H205L204 1H201ZM209 2V1H208ZM208 2L207 3H205V6L206 5H208ZM219 2V1H218ZM230 2V1H229ZM157 3V2H156ZM181 3H182V0H181ZM193 3H192V5H193ZM215 3H217V1L215 2ZM215 3H214V5H215ZM235 3V2H234ZM3 5V4H5L4 6L6 7V8H8L10 11H13V12H20V13H22V12H26V11H28V10H34L36 13H37V17H36V19L34 18V20H35V24H36V22H42L43 24V26L42 25H39V26H35V27H33L32 26V31L31 30H28V36L29 35H33L34 36V33H36V32H38V33H42V34H44L43 36H45V39L44 40H42L41 42L43 43V44H41V45H44V46H41V47H45V49H46V52H45V49H43V51H41V52H43L42 53V56L43 57H45V58H47L46 56H49V55H43V54H51L52 53V51H53V53H54V51H56V50H63V48L64 47H62V45L61 44H63V45H65V44H67V46H69L68 44H72V46L73 45H75L76 43H72L73 41H79V42H86V43H88V45H90V44H94V45H96L97 47H99L100 49H102V51H100V54H99V52H97V54H99V56L102 58V59H100V61L101 60H107L108 59V57H110V56H113V54L115 53V52H117V51H111L110 53H105L104 51H103V49H104V46H106L105 44H107L106 43V41L103 39V37H102V33H104L103 31L105 30V28H106V25H108V23H109V18H108V16H106V14H104L105 12H103V13H99V14H97V15H95V13L93 12V10H94V8L90 5V3H88L87 4V6H86V4L84 5V7H83V4L81 3V2H79V1H74V0H0V5ZM92 4V3H91ZM166 4V3H165ZM165 4L163 5V6H165ZM171 5H172V3H170ZM169 4V5H170ZM180 4V3H179ZM188 4V2L185 4L184 3V5H187ZM197 4L198 3H196V4H194V5H196V8H197ZM212 4H213V2H212ZM211 3H210V5H212ZM217 4H219V3H217ZM229 4V3H228ZM241 4V3H240ZM168 5V4H167ZM183 5V6H184ZM193 5V6H194ZM201 5H202V3H201ZM210 5H208L209 7H211ZM225 5V4H224ZM232 5V4H231ZM231 5H228V6H230L229 8V11L231 10V7L233 6L234 8H235V6H234V4L231 6ZM86 6V7H85ZM162 6V5H161ZM175 7L177 6V5H174ZM183 6H181V8L183 7ZM227 6V5H226ZM227 6V7H228ZM237 6V5H236ZM178 7H179V5H178ZM178 7H177V11L179 10L178 9ZM187 7V6H186ZM191 7V6H190ZM200 7V6H199ZM209 7H207L206 6V8H209ZM215 7V6H214ZM227 7H226V10L225 11H227ZM5 8V9H6ZM180 8V7H179ZM183 8H185V7H183ZM191 8H193L194 9V7H191ZM204 8V7H203ZM212 8V7H211ZM217 8V7H216ZM219 8V7H218ZM217 8V9H218ZM223 8V7H222ZM238 8V7H237ZM176 9V8H175ZM188 9H190V8H188ZM192 9V10H193ZM201 9V8H200ZM216 9V10H217ZM220 9V8H219ZM225 9V8H224ZM224 9H220L222 12H223V10ZM242 9H243V7H242ZM157 10V9H156ZM171 10V9H170ZM169 10V12H171ZM183 10V9H182ZM198 10V9H197ZM215 10V11H216ZM234 10V9H233ZM236 10V9H235ZM96 11V10H95ZM104 11V10H103ZM159 11V10H158ZM191 11V10H190ZM205 11V10H204ZM207 12L209 11V9H207L206 10ZM205 11V13H207ZM224 11V12H225ZM229 11H227V13H229ZM148 12V11H147ZM152 12V11H151ZM173 12H176V11H173ZM179 12H182L181 11V9H180V11ZM185 12V11H184ZM212 12H213V8H212ZM217 12V11H216ZM231 12V11H230ZM234 12V11H233ZM239 12V11H238ZM241 12V11H240ZM160 13H162V12H160ZM167 13H168V11H167ZM187 13H188V11H187ZM193 13H195V12H193ZM204 12H202V14H203ZM204 13V14H205ZM242 13V12H241ZM162 14H164V13H162ZM176 14H177V12H176ZM180 14V13H179ZM189 14V13H188ZM192 14V13H191ZM220 14V13H219ZM225 14H226V12H225ZM240 14V13H239ZM108 15V14H107ZM159 15V14H158ZM217 15H218V13H217ZM222 15L224 16V14L222 13ZM226 15H228V14H226ZM233 15V14H232ZM231 15V16H232ZM111 16V15H110ZM115 15H113V17H114ZM116 16H117V14H116ZM148 16V15H147ZM151 16V15H150ZM150 16H148V18L150 17ZM162 16V15H161ZM174 16V15H173ZM185 16H187V14L185 13ZM209 16V15H208ZM214 16V15H213ZM237 16V15H236ZM146 17V16H145ZM144 17V18H145ZM158 17H160V16H158ZM163 17V16H162ZM165 17H166V14H165ZM178 17V16H177ZM182 17H184V16H182ZM189 17V16H188ZM195 17V16H194ZM197 17V16H196ZM204 17H206V15L204 16ZM215 17V16H214ZM134 18H136V17H134ZM134 18H133V20H134ZM154 19H155V17H153ZM157 18V17H156ZM180 18V17H179ZM199 18L201 19L202 17H201V15L199 16ZM198 18V19H199ZM207 18V17H206ZM211 18V17H210ZM213 18V17H212ZM226 18V17H225ZM118 19V18H117ZM146 19V18H145ZM163 19V18H162ZM203 19V18H202ZM214 19V18H213ZM232 19V18H231ZM113 20H114V18H113ZM137 20V19H136ZM138 20H142L143 21V18L142 19H139L138 18ZM137 20V21H138ZM153 20V19H152ZM168 20V19H167ZM185 20V19H184ZM203 20H205V19H203ZM33 21V20H32ZM114 21H116V19L114 20ZM132 21V20H131ZM141 21V22H142ZM165 21H166V19H165ZM198 21V20H197ZM201 21V20H200ZM214 21V20H213ZM212 21V22H213ZM217 20H215V22H216ZM111 22V21H110ZM120 22V21H119ZM133 22V24L135 23V21H132ZM132 22H131V25H132ZM140 22V21H139ZM151 22V21H150ZM154 22V21H153ZM179 22H181V20H179ZM183 22V21H182ZM207 22H209V21H207ZM211 22V21H210ZM114 23V22H113ZM116 23H118V21L117 22H115V24ZM138 23V22H137ZM164 23V22H163ZM162 23V24H163ZM166 23V22H165ZM185 22H183V24H184ZM198 23V22H197ZM222 23H224V22H222ZM9 24V23H8ZM37 24H39V23H37ZM111 24V23H110ZM138 24H140V23H138ZM154 24V23H153ZM156 24V23H155ZM154 24V25H155ZM158 24V23H157ZM157 24L154 26V27H156L157 26ZM162 24H160V26L162 25ZM167 24V23H166ZM168 24H169V22H168ZM168 24L166 25V26H168ZM178 24H181V23H178ZM183 24H181V25H183ZM190 24V23H189ZM192 24V23H191ZM194 24V23H193ZM214 24V23H213ZM225 24V23H224ZM223 24V25H224ZM13 25V24H12ZM119 25V24H118ZM174 25V24H173ZM188 25V24H187ZM186 25V26H187ZM197 25V24H196ZM216 25H218V24H216ZM230 25V24H229ZM2 26V25H1ZM7 26V25H6ZM111 26V25H110ZM109 26V27H110ZM112 26H113V24H112ZM120 26V25H119ZM118 26V27H119ZM149 26V25H148ZM159 26V25H158ZM166 26H165V29L164 28H161V29H164V32H165V30H166ZM172 26V25H171ZM175 26V25H174ZM226 26V25H225ZM11 27H14V25L13 26H11ZM27 27V26H26ZM145 28H146V31H147V27L146 26H144ZM143 27V28H144ZM150 27H152L151 26V23H150ZM161 27H164V26H161ZM169 27H170V25L167 27L168 28V30H169ZM176 27V26H175ZM174 27V28H175ZM220 27V26H219ZM229 29L231 28V27H229V26H227ZM4 28V27H3ZM31 28V27H30ZM108 28V27H107ZM111 28V27H110ZM117 28V27H116ZM120 28V27H119ZM133 28V27H132ZM135 28V27H134ZM139 28V27H138ZM141 28H142V26H141ZM141 28H140V30H141ZM171 28V27H170ZM177 28V27H176ZM175 28V29H176ZM0 29H2L1 27H0ZM6 29H9L10 30V28H6ZM5 29V30H6ZM160 29V30H161ZM197 29V28H196ZM2 30H4V29H2ZM1 30V31H2ZM41 30V31H40ZM108 30V29H107ZM112 30H114L113 28L111 29V32H109V30H108V32L109 33H112L113 31ZM118 30V29H117ZM135 31H136V29H134ZM149 30V29H148ZM168 30H166V31H168ZM170 30H172V29H170ZM183 30V29H182ZM218 30V29H217ZM6 31H8V30H6ZM5 31V32H6ZM12 31V30H11ZM13 31H16V33H18V32H21V28L18 26V25H16L15 27H14V30ZM13 31H12V33H13ZM23 31H25V30H23ZM121 31V30H120ZM173 31V30H172ZM176 31V30H175ZM179 31V30H178ZM181 31V30H180ZM198 31V30H197ZM197 31L195 30V32L197 33ZM211 31V30H210ZM215 31V30H214ZM214 31H212V33L214 32ZM106 32V31H105ZM115 32V31H114ZM132 32V31H131ZM138 32V34L140 33L139 31H137ZM136 32V33H137ZM148 32V31H147ZM154 32V34L156 33V31H152V33ZM161 32H162V30H161ZM185 32V31H184ZM183 32V33H184ZM207 32V31H206ZM206 32L204 33V35L206 34ZM7 33H9L10 34V32H7ZM6 33V34H7ZM108 33V34H109ZM125 33V32H124ZM126 33H127V31H126ZM159 33H160V31H159ZM169 33V32H168ZM167 32H166V34H168ZM185 33H189V32H185ZM201 33V32H200ZM217 33H218V31H217ZM226 33H228V32H226ZM225 33V34H226ZM4 34V33H3ZM6 34H4V36L6 35ZM8 34V35H9ZM113 34V33H112ZM133 34V33H132ZM137 34V35H138ZM142 33H140V35H141ZM145 34V33H144ZM147 34V33H146ZM150 34H151V32H150ZM163 34V33H162ZM165 33L163 34V36L164 35H166ZM216 34V32H214V35ZM219 34V33H218ZM225 34H223L222 36H218V38H223V37H226L225 36ZM229 37H230V35H231V32L229 31ZM228 34H227V36H228ZM17 35V34H16ZM22 35V34H21ZM121 35V34H120ZM136 35V34H135ZM148 35V34H147ZM160 35V34H159ZM197 35H198V33H197ZM201 35V34H200ZM203 35V34H202ZM203 35V36H204ZM220 35V34H219ZM11 36V35H10ZM13 36H14V38L16 37L14 34H13ZM23 36V35H22ZM28 36H27V38H28ZM93 36L95 37V38H93ZM132 35L130 34V36H129V42L131 41L130 40V37H131ZM145 36V35H144ZM161 36V35H160ZM159 36V37H160ZM163 36H162V38H163ZM169 36V35H168ZM202 36V37H203ZM233 36V35H232ZM7 37H9V36H7ZM6 37V38H7ZM19 36H17V38H18ZM26 37V36H25ZM114 37H117V36H114ZM120 37V36H119ZM127 37H128V35H127ZM133 37V36H132ZM151 37H153L152 35H151ZM187 37V36H186ZM201 37V36H200ZM216 38H217V36H215ZM14 39L13 37H10V39ZM27 38H25V39H27ZM107 38V37H106ZM122 38V36L120 37V39ZM134 38H136V37H134ZM138 38V37H137ZM136 38V39H137ZM149 38V37H148ZM173 38V37H172ZM193 38V37H192ZM197 38V37H196ZM199 38V37H198ZM197 38V39H198ZM205 38H206V35H205ZM7 39H9V38H7ZM9 39V40H10ZM11 39V40H12ZM16 39V38H15ZM24 39V40H25ZM120 39H118V41L120 40ZM122 39H124V38H122ZM132 39V38H131ZM141 39H142V36H141ZM153 39V38H152ZM165 39H166V37H165ZM175 39H176V37H175ZM190 39V38H189ZM200 39V38H199ZM204 39V38H203ZM229 39V38H228ZM1 40V39H0ZM6 40V39H5ZM5 40H3V41H5ZM23 40V41H24ZM28 40V39H27ZM138 40V39H137ZM137 40H135V41H137ZM154 40V39H153ZM153 40H152V43H149L152 47H153ZM179 40V39H178ZM182 40V39H181ZM180 40V41H181ZM194 40V39H193ZM196 40V39H195ZM217 40V39H216ZM223 40H224V38L222 39V42H223ZM2 41V40H1ZM15 40H13V44L16 42L17 43V41H15ZM19 41V40H18ZM21 41V40H20ZM31 41V40H30ZM142 41V40H141ZM144 41V40H143ZM148 41V40H147ZM164 41H166V40H164ZM170 41V40H169ZM197 41H199V40H197ZM201 41V40H200ZM212 41V40H211ZM7 42V44L9 43L8 41H6ZM6 42H2L3 44L5 43L6 44ZM12 41H10V43H11ZM33 42V41H32ZM32 42H29L28 44L29 45H32L33 43ZM37 42V41H36ZM78 42V43H79ZM115 42V41H114ZM113 42V43H114ZM128 42V41H127ZM127 42H126V44H127ZM149 42H151V41H149ZM156 42V41H155ZM167 42V41H166ZM179 42V41H178ZM195 42V41H194ZM213 42V45L211 46L212 47V49H210V48H208V49H210V51L208 50V53H205L206 55H207V59H205V60H208V62H209V67H208V73H207V79H204V77H203V74L202 73H200L201 72V70L200 71H197L196 73H195V75L192 73V71H190V73H192L194 76H192V77H189L181 68H182V66L183 65H181V68H180V66H172V65H170L172 62L171 61H165L164 62V60H165V58H166V56H163V57H165L164 59H162L163 60V62L167 65L168 64V66L167 67H160L161 68V71L156 75V74H154V69L151 71L150 69H144V70H146L145 72H143L145 75H143V77H138V75L136 76V73H135V78H130L132 75H127L126 73L124 74V72L122 73V70L120 69V70H113V72L110 70V72H108V75L106 76L105 74H107V72L104 70L105 68L104 67H101V69L102 68H104L103 70L105 71L104 73V76H102V78H103V82H108L107 83V85L106 84H104V85H106L107 87H103L104 89H106V88H109V90H108V93H106V94H109V96L111 97V98H113L114 100H121V101H124V104H125V107L124 108H127V111H128V109L129 108H131L133 105H136V103H138L139 101V99H140V101L141 100H144L145 101V103H143V104H141L140 106H139V108L140 109H150V108H152L155 104H154V100H157V99H155V98H158L159 99V101L161 102V105L165 108V109H169V107H171L169 110L171 111V112H173V111H177V113L178 112H180V111H182V112H185V108L187 107H185V105H184V103H183V99L185 98V97H187L188 95H191L190 97L191 98H193L194 100H199L200 101V99L206 94H208L209 93V91L211 90H214V88H215V92H217V91H219V98H218V102L219 103H217V104H219V107H218V109L220 108L221 110H223V108H226L225 106L227 105V107L230 109L229 110V112H228V114H226L227 112H225V114L226 115H228L229 116V114H232V112L234 111V113H235V111L237 112V110L236 109H239L240 111L241 110H246L247 109V107H245V108H243L244 106H246V105H244L245 103L246 104H248L247 106H249V104L250 103H248L249 101H247V102H245L244 101V99L246 98V97H248L249 95H251V97L253 96L252 94L254 93V91H252V90H255V88L258 86H256V84H255V86H254V84H253V82L250 84V83H248V81H249V78H248V76H246L245 75V72H247L246 70L247 69H245V72H244V68H245V66L243 67V69H242V64L241 65H239V66H241V69L243 70H241L239 67H237V66H234V65H232L233 64V62H231V65H229V63H228V65H224V66H220L218 63H217V51H215V49H217L216 47H218L219 45H217L216 46V44H215V41H212ZM217 42H218V40H217ZM221 42V43H222ZM230 42V41H229ZM229 42H225L226 44H229ZM232 42V41H231ZM1 43V44H2ZM58 43H59V45L62 47L61 49H57L56 47L58 46ZM61 43V44H60ZM82 43V44H83ZM90 43V44H89ZM113 43H112V45H113ZM119 43H121L120 41H119ZM167 43H169V42H167ZM180 43V42H179ZM178 43V44H179ZM182 43L183 42H181V44L180 45H182ZM191 43V42H190ZM209 43V42H208ZM221 43L220 42H218V44H220L221 45ZM224 43V42H223ZM233 43V42H232ZM12 44V43H11ZM21 44V43H20ZM38 44H39V42H38ZM38 44H37V46H38ZM109 44L111 45V43L109 42ZM116 44V43H115ZM114 44V45H115ZM130 44H132V42L130 43ZM129 44V46L131 47L132 45H130ZM135 44H136V42H135ZM134 44V45H135ZM203 44H205V43H203ZM9 45V44H8ZM8 45H5L4 47L6 48V46H8ZM16 45V44H15ZM19 45V44H18ZM22 45V44H21ZM78 45V44H77ZM76 45V46H77ZM80 43H79V45H78V48H80ZM84 45L85 44H83V47H84ZM122 45V44H121ZM125 45V44H124ZM142 45V44H141ZM168 45V44H167ZM171 45V44H170ZM169 45V46H170ZM172 45H176V44H172ZM10 46V45H9ZM35 46H36V44H35ZM50 46V48H48ZM86 46H87V44H86ZM116 46V45H115ZM118 46V45H117ZM145 46V45H144ZM147 46V45H146ZM157 46H158V44H157ZM166 46V45H165ZM179 46V45H178ZM185 46V45H184ZM184 46L182 47V48H184ZM200 46V45H199ZM203 46V45H202ZM206 46V45H205ZM222 47H223V50H224V48L225 47H227V46H225V44H224V46L223 45H221ZM229 46H230V44H229ZM11 47V46H10ZM10 47H9V49H10ZM12 47H14L13 45H12ZM11 47V48H12ZM19 49H21V47H26V46H20L19 45ZM28 47L29 46H27L26 48L28 49ZM59 47V46H58ZM66 47V46H65ZM69 47H71V46H69ZM82 47V48H83ZM92 47V46H91ZM94 47V46H93ZM121 47H123V46H121ZM129 47V48H130ZM134 47V46H133ZM148 47H149V45H148ZM164 47V46H163ZM162 47V48H163ZM168 47V46H167ZM176 47V46H175ZM191 47H194V46H191ZM196 47V46H195ZM204 47V46H203ZM208 47V46H207ZM4 48V49H5ZM22 48V49H23ZM30 48H31V46H30ZM35 48H37V47H35ZM47 48L51 51V53H50V51H47ZM74 48H77V47H74ZM110 48V47H109ZM132 48V47H131ZM141 48V47H140ZM147 48V47H146ZM154 48H155V46H154ZM157 48V47H156ZM155 48V49H156ZM169 48H171V47H169ZM169 48L167 49V50H169ZM190 48V47H189ZM229 48V47H228ZM234 48V47H233ZM232 48V49H233ZM15 49V48H14ZM34 49V48H33ZM68 49H70V48H68ZM88 49V48H87ZM89 49H90V46H89ZM118 49V48H117ZM134 49H135V47H134ZM138 49V48H137ZM145 48H143V50H144ZM149 49V48H148ZM158 49H160V48H157V50ZM164 49H166V48H164ZM191 49H193V48H191ZM191 49H189V50H191ZM201 49V48H200ZM202 49H204V48H202ZM235 50L233 51V52H235L236 50H237V48H234ZM1 50H2V48H1ZM0 50V51H1ZM6 50H8V49H6ZM6 50H4V51H6ZM16 50H18V46L16 47ZM16 50H15V53H16ZM24 50H26V49H24ZM29 50V49H28ZM31 50H32V48H31ZM37 50H38V48H37ZM40 50H42V49H40ZM65 50V49H64ZM81 50H83V52H84V48L83 49H81ZM92 50H94V48L93 49H91L90 50V52L92 51ZM112 50V49H111ZM114 50V49H113ZM124 50H126V49H124ZM123 50V51H124ZM142 50V51H143ZM152 50H153V48H152ZM162 50V49H161ZM166 50V52L168 53V51ZM174 50H175V48H174ZM178 50V49H177ZM179 50H182L181 48H179ZM184 50H185V48H184ZM188 49H187V52L189 51ZM218 50V49H217ZM222 50V51H223ZM8 51H10V50H8ZM13 51V50H12ZM20 51H22L23 52V50H20ZM19 51V52H20ZM27 51V50H26ZM33 51V50H32ZM58 51V52H59ZM66 51H67V47H66ZM66 51H64V52H66ZM69 51V50H68ZM88 51V50H87ZM97 51V50H96ZM138 51H139V49H138ZM142 51H140V52H142ZM146 51V50H145ZM149 51H151V50H149ZM149 51L146 53V54H148L149 53ZM163 51V50H162ZM170 51V53H172V49H170L169 50ZM195 51H196V49H195ZM195 51H193L194 52V56L195 57H197V55H196V53H195ZM198 51H199V49H198ZM203 51H205V50H203ZM224 51H226V50H224ZM34 52H36V50H34L33 51V53ZM40 52V51H39ZM38 52V53H39ZM63 52V51H62ZM72 52V51H71ZM76 52V51H75ZM78 52V51H77ZM90 52L88 51V53L90 54ZM94 53H95V51H93ZM124 52H126V51H124ZM132 52H134V50L132 51ZM139 52V53H140ZM177 52V51H176ZM184 52V51H183ZM193 52H190L191 53V55H190V57L191 56H193L192 55V53ZM207 52V51H206ZM237 52H239L240 53V51L239 50H237L236 51V53ZM37 53V52H36ZM52 53V54H53ZM68 53V56H70L69 55V52H67ZM67 53H66V55H67ZM74 53V52H73ZM81 53V55H82V51L80 52ZM85 53H87L86 51H85ZM88 53H87V56H88ZM129 51H127V53H126V56L127 55H129ZM139 53H137L136 52V54H134L135 56L137 55V54H139ZM151 53H152V51H151ZM156 53V52H155ZM169 53V54H170ZM179 53V52H178ZM177 53V54H178ZM181 53V52H180ZM185 53V52H184ZM183 53V54H184ZM198 53V52H197ZM225 54H229V52H224ZM236 53H234V55L236 54ZM239 53H237L236 55H238ZM35 54V53H34ZM51 54V55H52ZM57 54V53H56ZM55 54V55H56ZM77 54V53H76ZM75 54V55H76ZM118 54H120V52L118 53ZM124 54V53H123ZM161 54V53H160ZM165 54V53H164ZM173 54H174V52H173ZM177 54H176V56H177ZM188 54V53H187ZM220 54V53H219ZM233 54V53H232ZM35 55H37V54H35ZM39 56L41 55L40 53L38 54ZM51 55H50V57H51ZM72 55V54H71ZM74 55V54H73ZM80 55V54H79ZM78 55V56H79ZM83 55H86V54H83ZM83 55L82 56H80V59L79 58H77V56H74V57H76V61H78V59H79V61L78 62H76L75 61V63H80V60H81V57H83ZM92 55V54H91ZM115 55H116V53H115ZM125 55V54H124ZM131 55V54H130ZM133 55V54H132ZM144 55V54H143ZM142 55V53H141V56H143ZM149 55V54H148ZM152 55V54H151ZM150 55V56H151ZM162 55H163V53H162ZM172 55V54H171ZM170 55V56H171ZM203 55V54H202ZM205 55V56H206ZM233 55V57H235ZM27 56V55H26ZM31 56V55H30ZM33 56V55H32ZM39 56H38V59H39ZM63 56H64V54H63ZM94 56H96L95 54H94ZM93 55H92V57L91 56H88L89 57V59H87V58H84V59H86L84 62V65L83 64H81V65H83L84 67H86V66H88L87 64H90L89 62L91 61L90 60V58H92V60H94L93 59V57H94ZM117 56V55H116ZM125 56V57H126ZM134 56V57H135ZM140 56V57H141ZM158 56V55H157ZM169 56V55H168ZM174 56V55H173ZM173 56H171V57H173ZM179 56V55H178ZM193 56V57H194ZM199 56H200V54H199ZM226 56V55H225ZM229 56V55H228ZM241 56V55H240ZM35 57H37V56H35ZM35 57H33V58H35ZM41 57V56H40ZM49 57V58H50ZM53 57V56H52ZM65 57V58H64ZM64 57H62V59L64 60V61H66L65 59H66V56H64ZM120 57V56H119ZM122 57V56H121ZM131 57V56H130ZM130 57H128L130 60H131V58ZM133 57V58H134ZM139 57V58H140ZM144 57H145V55H144ZM146 57H148V56H146ZM162 57V56H161ZM161 57H160V59H161ZM190 57H189V59H190ZM194 57V58H195ZM204 57V56H203ZM238 57V56H237ZM236 57V58H237ZM24 58V57H23ZM30 58V57H29ZM42 58V57H41ZM40 58V59H41ZM48 58V59H49ZM56 58V57H55ZM73 60H75V58H73V57H71ZM98 58V60H95V61H99V57H96V59ZM117 58V57H116ZM123 58V57H122ZM150 58V57H149ZM148 58V59H149ZM151 58H152V56H151ZM151 58H150V60H151ZM155 58V57H154ZM175 57H173V59H174ZM178 58V57H177ZM205 58V57H204ZM243 58H245V56L243 57ZM13 59V58H12ZM44 59V58H43ZM40 60L39 62H37V63H40L41 61H45V60ZM51 59V58H50ZM49 59V60H50ZM125 59V58H124ZM167 59V58H166ZM176 59V58H175ZM180 59H181V56H180ZM189 59H187V60H189ZM198 59V58H197ZM199 59H201V58H199ZM37 60V59H36ZM52 60H54V58H52ZM71 60V59H70ZM73 60H72V64L74 63L73 62ZM90 60V61H89ZM109 60V59H108ZM107 60V61H108ZM110 60H112V59H110ZM119 60V59H118ZM122 60V59H121ZM146 60V59H145ZM169 60H170V57H169ZM172 60V59H171ZM182 60V59H181ZM180 60V61H181ZM196 60V59H195ZM195 60L193 61V62H195ZM204 60V59H203ZM242 60H244V59H242ZM31 61H34V60H31ZM30 61V62H31ZM48 61V60H47ZM61 61V60H60ZM138 61V60H137ZM178 59H177V61L176 62H178V63H181ZM183 61V60H182ZM197 61V60H196ZM17 62H19V61H17ZM16 62V63H17ZM23 62V61H22ZM26 62V61H25ZM36 62V61H35ZM46 62V61H45ZM82 62V61H81ZM109 62V61H108ZM120 62H122V61H120ZM123 62H124V60H123ZM127 62V61H126ZM131 62V61H130ZM153 62V61H152ZM191 62V61H190ZM198 62H200V61H198ZM201 62H202V60H201ZM244 62H245V60H244ZM247 62V61H246ZM13 63V62H12ZM49 63V62H48ZM48 63H45L46 65L48 64ZM74 63V64H75ZM83 63V62H82ZM92 63H94L95 64V62L93 61ZM91 63V64H92ZM97 63H99V62H97ZM100 63H102V62H100ZM150 64V62H149V60H148V62H147V64ZM156 63H158L159 65H160V63L161 62H157L156 61ZM177 63V64H178ZM183 63H184V61H183ZM225 63V62H224ZM20 64H21V62H20ZM27 64V63H26ZM25 64V65H26ZM50 64V63H49ZM105 64V63H104ZM114 64V63H113ZM132 64V63H131ZM133 64H134V62H133ZM136 64H138V63H136ZM149 64H148V66H149ZM173 64V63H172ZM201 64V63H200ZM222 64H223V61H222ZM221 64V65H222ZM12 65V64H11ZM22 65V64H21ZM32 66V68L34 67L33 65L34 64H29V66ZM44 65V64H43ZM45 65V66H46ZM52 65V64H51ZM78 65V64H77ZM96 65V64H95ZM95 65H91V66H95ZM100 65H103V63L102 64H100ZM99 65V66H100ZM105 65H107V63L105 64ZM114 65H116V64H114ZM157 65V64H156ZM155 65V66H156ZM161 65H162V63H161ZM179 65V64H178ZM196 65V64H195ZM198 66H199V64H197ZM247 65H248V63H247ZM247 65H246V67H247ZM9 66H10V64H9ZM24 66V65H23ZM28 66V64L26 65V67ZM41 66V65H40ZM75 66H76V64H75ZM90 66V70H93V69H91L92 67ZM98 66V65H97ZM98 66V67H99ZM120 66V65H119ZM128 66V65H127ZM139 66H141L140 64L137 66V67H139ZM143 66V65H142ZM164 66V65H163ZM191 67L192 68V66L189 64L188 65V67ZM194 66V65H193ZM200 66H202V65H200ZM200 66H199V68H200ZM204 66V65H203ZM12 67V66H11ZM110 67V66H109ZM108 67V68H109ZM115 67V66H114ZM124 67V66H123ZM122 67V68H123ZM144 67V66H143ZM151 67V66H150ZM154 66H152L151 68H153ZM187 67V66H186ZM206 67V68H207ZM4 68V67H3ZM15 68V66L13 67V69ZM17 68V67H16ZM47 69H48V66L46 67ZM46 68H45V71H43V74L46 72V74H47V71H46ZM51 68H53V67H51ZM50 68V65H49V69H51ZM70 68V67H69ZM87 68V67H86ZM93 68H95V67H93ZM100 68V67H99ZM111 68H112V66H111ZM117 68V67H116ZM120 68V67H119ZM129 68V67H128ZM155 68V67H154ZM157 68H159V66H157ZM5 69H6V67H5ZM4 69V70H5ZM12 69V70H13ZM30 69V68H29ZM35 69V68H34ZM32 69L33 71H37V69ZM48 69V70H49ZM71 69V68H70ZM101 69H97V70H99V71H101ZM124 69H125V67H124ZM130 69H131V66H130ZM140 70H141V67L139 68ZM139 69H138V71H139ZM170 69H171V71H170ZM193 69V68H192ZM195 69V68H194ZM202 69H205V67L204 68H202ZM6 70H8V68L6 69ZM14 70H16V69H14ZM25 70H27V68H25ZM96 70V69H95ZM96 70V71H97ZM133 70V69H132ZM136 70H137V68H136ZM143 70V69H142ZM155 70H157L156 68H155ZM159 70V69H158ZM205 70H207V69H205ZM10 71V70H9ZM17 71V70H16ZM20 71V70H19ZM22 72H24V69L23 70H21ZM28 71V70H27ZM39 71V70H38ZM42 71V70H41ZM41 71L40 72H38V74H36V75H39V74H41L42 76H46L45 74L43 75L42 73H41ZM51 71V70H50ZM50 71H48V73L50 72ZM52 71H53V69H52ZM52 71L49 73L50 74V76L52 75L51 73H52ZM107 71H108V69H107ZM125 71H127V69L125 70ZM134 71V70H133ZM203 71V70H202ZM220 71H222V73L224 72V73H226V75H224V77H222V75L220 74L221 72ZM249 71V70H248ZM26 72V71H25ZM87 72V71H86ZM128 72H130L129 70H128ZM158 72V71H157ZM156 72V73H157ZM187 72V71H186ZM205 72H207V71H205ZM5 73V72H4ZM7 73V72H6ZM12 73V72H11ZM13 73H15V71L13 72ZM12 73V74H13ZM89 73H92V72H89ZM97 73V72H96ZM99 73V72H98ZM112 73V75L110 76V74ZM133 73V72H132ZM141 73V72H140ZM139 73V74H140ZM204 73V72H203ZM227 73H228V75H227ZM8 74V73H7ZM10 74V73H9ZM16 74V73H15ZM19 74H21L20 72H19ZM25 74H27V72L25 73ZM31 74H32V72H31ZM48 74V75H49ZM84 74V73H83ZM83 74L82 75H80V77H82L83 76ZM86 74V73H85ZM95 74V73H94ZM94 74H93V76H94ZM134 74V73H133ZM138 74V73H137ZM191 74V75H192ZM205 74V73H204ZM249 74V73H248ZM17 75V74H16ZM22 75H23V73H22ZM21 75V77H24V76H22ZM33 75V74H32ZM32 75H31V77L30 78H32ZM66 75V77H67V74H65ZM64 75V76H65ZM88 74H86V79H87V76ZM90 75V74H89ZM101 75H102V73H101ZM100 75V76H101ZM118 75H120V77L119 78H117V81H115V77L116 76H118ZM175 75V76H174ZM206 75V74H205ZM11 76H13V75H11ZM28 76V75H27ZM34 76V75H33ZM50 76H48L49 77V79H48V81L49 80H51V78H50ZM77 76V75H76ZM96 76H97V74H96ZM99 76V77H100ZM8 77V76H7ZM16 78H19L20 80H22L21 79V77H18V76H15ZM35 77H37L38 78V76H35ZM35 77H33L34 79H36V82H38L37 81V78H35ZM39 77H40V75H39ZM63 77V76H62ZM80 77H78L77 79H79ZM90 77V76H89ZM99 77H97V78H99ZM105 77V78H104ZM27 78V77H26ZM32 78V79H33ZM43 78V77H42ZM70 79H71V77H69ZM73 78H74V76H73ZM95 78V77H94ZM101 78V79H102ZM32 79L31 80H29L28 79V81H32ZM47 79V78H46ZM46 79H44V81L46 80ZM63 79H64V77L62 78V81H63ZM65 79H68V78H65ZM64 79V80H65ZM75 79V78H74ZM77 79H75V82H74V84L75 85H73V86H75L76 87V84L78 83V81H77ZM90 79H91V77H90ZM100 79V78H99ZM42 80V79H41ZM69 80V79H68ZM68 80H65L66 81V85L68 84L67 82H69ZM82 80H85V78L84 79H82ZM205 81V80H207V85H208V87L206 88V89H203V88H201L200 87V83L202 82V81ZM252 80V79H251ZM23 81H25L24 80V78H23ZM27 81V82H28ZM47 81V80H46ZM47 81V82H48ZM64 81V82H65ZM79 81H81V80H79ZM86 81V80H85ZM92 81V80H91ZM101 81V80H100ZM100 81L98 80V82H99V85H97L98 87L101 85L100 84ZM201 81V82H200ZM27 82H25V84L27 83ZM64 82H62V83H64ZM77 82V83H76ZM86 82H89V81H86ZM95 82V81H94ZM97 82V81H96ZM98 82H97V84H98ZM102 82V81H101ZM102 82V83H103ZM34 83V82H33ZM72 83V82H71ZM71 83L69 84V88H70V85H71ZM80 83V82H79ZM111 83V84H110ZM255 83H257V82H255ZM18 84H19V82H18ZM73 84V83H72ZM206 84V83H205ZM205 84H203V85H205ZM253 84V85H252ZM22 85V84H21ZM29 85H31V84H29L28 83V86ZM64 85V84H63ZM79 85V84H78ZM94 85H96V84H94ZM24 85H22V86H20V87H23ZM65 86V85H64ZM86 86V85H85ZM103 86V85H102ZM15 87H16V89L18 90V88H17V86L15 85ZM18 87H19V85H18ZM19 87V88H20ZM67 87H68V85H67ZM80 87V86H79ZM95 86H93V90H92V88H91V90H92V92H94V93H99L98 92V89H100L101 90V88H98V87H96V88H94ZM101 87V86H100ZM25 88V87H24ZM24 88H22L23 90L21 91L20 89H19V91H21V92H23L24 91ZM26 88H27V86H26ZM25 88V89H26ZM29 88H30V86H29ZM32 88V87H31ZM71 88H73L72 86H71ZM77 88V87H76ZM98 88V89H97ZM102 88V89H103ZM258 88V87H257ZM259 88H264V87H260V83H259ZM258 88V89H259ZM12 89H14V88H12ZM85 89V88H84ZM95 89L97 90V91H95ZM216 89H218L217 91H216ZM257 89V90H258ZM28 90V89H27ZM26 90V91H27ZM30 90H32V89H30ZM83 90V89H82ZM91 90H90V92H91ZM99 90V91H100ZM260 90V89H259ZM14 91V90H13ZM18 91V92H19ZM29 91V90H28ZM261 91V90H260ZM263 91V90H262ZM87 92V91H86ZM89 92V93H90ZM91 92V93H92ZM102 92V91H101ZM101 92L99 93V94H101ZM104 93L106 92V90L105 91H103ZM102 92V93H103ZM110 92V93H109ZM215 92L213 93V94H215ZM264 92V91H263ZM27 93V92H26ZM89 93L87 94L86 93V95L87 96H89V98H91V97H93V94H91V97H90V95H89ZM218 93V92H217ZM258 93V92H257ZM16 94H17V92H16ZM27 94H30L29 92L27 93ZM25 95V96H27V98L29 99V97H28V95ZM18 96L19 95H22L21 93L20 94H17ZM30 95H32V93L30 94ZM83 95V94H82ZM85 95V94H84ZM85 95V96H86ZM95 95V94H94ZM96 95H98V94H96ZM102 95V94H101ZM171 95H177L178 97H181V98H183L182 100V102H179L178 101V103H176L175 105L176 106H174L173 105V103H172V105L174 106V107H172V106H169V104H170V102H169V97L171 96ZM210 95H212V93H210L209 94V98H210ZM254 95H255V93H254ZM257 95V94H256ZM260 95H262V94H260ZM260 95L258 94L257 95V97H259L260 98ZM264 95V94H263ZM14 96V95H13ZM24 96V95H23ZM85 97V98H88V97ZM104 96V95H103ZM106 96V95H105ZM107 97V96H106ZM174 97V96H173ZM177 97V98H178ZM190 97H189V99H190ZM215 97V96H214ZM213 97V98H214ZM218 97V96H217ZM250 96H249V98H251ZM254 97H256V96H254ZM253 97V98H254ZM264 97V96H263ZM100 98V97H99ZM176 98V99H177ZM209 98L207 99V102L209 103ZM212 98V99H213ZM248 98V99H249ZM262 98V97H261ZM261 98L259 99L260 101H261ZM24 99V98H23ZM70 99V98H69ZM92 99V98H91ZM95 99V98H94ZM97 99V98H96ZM95 99V100H96ZM175 99V98H174ZM186 99H188V98H185V100ZM204 99V98H203ZM203 99H202V101H203ZM211 99V98H210ZM257 99V98H256ZM256 99H254V101L256 100ZM263 99V98H262ZM66 99H64V101H65ZM93 100V99H92ZM91 100V101H92ZM112 100V99H111ZM110 99H109V103H110V101H111ZM170 100H173V99H170ZM191 100V99H190ZM264 100V99H263ZM262 100V101H263ZM24 101H26V100H24ZM28 101V100H27ZM63 101V103L65 104V102ZM70 100H68L67 102H69ZM99 101H101V100H99ZM138 101V102H137ZM175 101H177V100H175ZM187 101H189V100H187ZM214 101V100H213ZM261 101V102H262ZM59 102V101H58ZM77 102V101H76ZM93 102V101H92ZM98 101H96V104H99V103H97ZM106 102H107V100H106ZM118 102V101H117ZM117 102H115L114 101V104L116 103V104H118ZM142 102V101H141ZM141 102H139V104L141 103ZM252 102H253V100H252ZM252 102H251V105H252ZM256 102H258V101H256ZM5 103V102H4ZM60 103V102H59ZM73 103H75V101L73 102ZM73 103H70V104H73ZM82 103V102H81ZM80 103V104H81ZM95 103V102H94ZM93 103V104H94ZM105 104V102H100V104ZM112 103H113V101H112ZM112 103H110V104H108V105H106V106H109V105H111ZM155 103H157V101L155 102ZM187 103V102H186ZM200 103H202V102H200ZM204 103V102H203ZM208 103H206V104H208ZM255 103V102H254ZM53 104V103H52ZM77 104V103H76ZM80 104H78V105H80ZM112 105L113 107L116 105ZM120 104V103H119ZM205 104V103H204ZM203 104V105H204ZM60 105H61V103H60ZM60 105H58V106H60ZM74 105V104H73ZM72 105V106H73ZM77 105V106H78ZM87 105V104H86ZM122 105H123V103H122ZM202 105V106H203ZM255 105L256 104H254V107H255ZM262 105H264V104H261L260 103V105H257V107L259 106V107H261ZM2 106V105H1ZM67 106H69V105H67L66 104V106H64L65 108H67ZM84 106V105H83ZM95 106V105H94ZM97 106V105H96ZM100 106V105H99ZM102 106V105H101ZM106 106L104 107V105H103V107H101V109H98V110H103V109H105L106 108ZM111 106V107H112ZM118 106V105H117ZM121 106V105H120ZM120 106H119V110L121 111L122 110V113H125V111H126V109L124 110V112H123V106L121 107V109H120ZM137 106V105H136ZM202 106H200L201 108L200 109H202L203 107ZM206 106V105H205ZM209 106V105H208ZM213 106H215V105H213ZM48 109H49V107L48 106H46ZM53 107V106H52ZM57 107V106H56ZM56 107L54 106V108H53V110H56ZM70 107V106H69ZM69 107H68V109H69ZM76 107V106H75ZM90 107H91V105H90ZM93 107V106H92ZM110 107V106H109ZM109 107L106 109L107 111H108V109H109ZM112 107V108H113ZM189 107V106H188ZM187 107V108H188ZM192 107V106H191ZM190 107V108H191ZM253 107V106H252ZM258 107V108H259ZM44 109V110H46V113L47 112H49V113H47V114H50V111H47L48 109ZM61 108V107H60ZM71 108V107H70ZM77 109H76V111L77 110H80V108L79 107H76ZM96 107H94V109H95ZM97 108H100V107H97ZM117 108V107H116ZM135 108V107H134ZM138 108V107H137ZM155 108H156V106H155ZM155 108H153V109H155ZM209 108H210V106H209ZM243 108V109H242ZM251 108V106H249V109ZM261 108H263V106L261 107ZM5 109V108H4ZM139 109V110H140ZM150 110V111H154V110ZM157 109V108H156ZM162 110V107L160 106V108H159V110ZM165 109H163L164 111H165ZM189 109V108H188ZM195 109H197V107H195ZM215 109V108H214ZM219 109V110H220ZM51 110V109H50ZM53 110H51V111H53ZM72 110H74V109H72ZM92 110V109H91ZM111 110V108L109 109V111ZM159 110H157L158 112H160ZM263 110V109H262ZM95 111V110H94ZM104 111V110H103ZM107 111H104V113L106 112L107 113ZM117 111H118V109H117ZM129 111H131V110H129ZM128 111V113H130ZM134 111H135V109H134ZM156 111V110H155ZM154 111V113L156 114V112ZM166 111H168V110H166ZM191 111V110H190ZM193 111V110H192ZM196 111V110H195ZM205 111H207V109L205 110ZM224 111H228V110H224ZM223 111V112H224ZM246 111H248V110H246ZM250 112H251V110H249ZM258 111V110H257ZM260 112H261V110H259ZM9 112V111H8ZM45 112V111H44ZM66 112V111H65ZM68 113H70L69 111H67ZM82 112V111H81ZM96 112V111H95ZM100 112V111H99ZM102 112V111H101ZM114 112H116L115 111V109L113 110V113ZM157 112V113H158ZM162 112V111H161ZM217 112V111H216ZM215 112V113H216ZM223 112H221V114L223 113ZM249 112V113H250ZM253 113L255 112V111H252ZM263 112V111H262ZM5 113H7V112H5ZM52 113V112H51ZM86 113V112H85ZM110 113V112H109ZM121 113V112H120ZM120 113H119V116H120ZM121 113V114H122ZM127 113V114H128ZM137 113H139V112H137ZM142 113V112H141ZM150 114H153L152 112H149ZM164 113V112H163ZM175 113V112H174ZM174 113H173V116H174ZM176 113V114H177ZM181 113V112H180ZM188 114H189V112H187ZM207 113V112H206ZM238 113V112H237ZM256 113V112H255ZM258 114H260L259 112H257ZM8 114L9 113H7V116H8ZM56 114H58V113H56ZM64 114V113H63ZM62 114V115H63ZM80 115H81V113H79ZM91 114V113H90ZM108 114V113H107ZM114 114H116L115 116L113 115V114H111V116L113 117H117V113H114ZM133 114V113H132ZM161 114V113H160ZM166 114V113H165ZM171 114V115H170ZM168 113V115L167 116H172V113ZM188 114H186V115H188ZM190 114H191V112H190ZM219 114H220V112H219ZM220 114V115H221ZM225 114H223V115H225ZM242 113H240V115H241ZM243 114H245V112H243ZM50 115H53V114H50ZM59 115H60V112H59ZM58 115V117L57 118H59L60 116ZM66 115V114H65ZM68 115V114H67ZM66 115V116H67ZM73 115H76V114H73ZM88 115V114H87ZM86 114H85V116L87 117V119H89L88 118V116H87ZM105 115V114H104ZM110 115V114H109ZM126 115V114H125ZM128 115H131V114H128ZM127 115V118L129 117ZM137 115V114H136ZM140 115V114H139ZM142 115V114H141ZM158 115V114H157ZM162 115V114H161ZM195 115V114H194ZM193 115V116H194ZM218 115V114H217ZM219 115V116H220ZM233 115V114H232ZM232 115L229 117L230 119L231 118H233V122H234V120L237 118L236 117V115L234 116V117H232ZM239 115V114H238ZM239 115V116H240ZM245 115H249V114H245ZM10 116V115H9ZM13 116V115H12ZM100 116V114L98 115V117ZM123 116V115H122ZM133 116L135 117V115L133 114ZM156 116V115H155ZM166 116V115H165ZM173 116L172 117H170V118H173ZM176 116V115H175ZM174 116V117H175ZM179 116V115H178ZM181 116V115H180ZM208 116V115H207ZM238 116V118H240ZM253 116V115H252ZM255 116V115H254ZM256 116H257V114H256ZM2 117V116H1ZM11 117V116H10ZM9 117V118H10ZM14 117V116H13ZM48 117V116H47ZM51 117V116H50ZM52 117H54V116H52ZM62 117V116H61ZM68 117V116H67ZM67 117H65L64 119H66V121H67ZM73 117H76V116H73ZM79 118H84V117H80V116H78ZM97 117V118H98ZM101 117H102V119H103V116H100V119H101ZM107 118H108V116H106ZM110 117V116H109ZM113 117V118H114ZM124 117V116H123ZM138 117V116H137ZM148 117H149V114H148ZM151 118H152V115L150 116ZM149 117V118H150ZM183 117H185V115L184 116H182V118ZM191 117H192V115H191ZM195 117V116H194ZM227 117V116H226ZM236 117V118H235ZM244 117V116H243ZM250 117V116H249ZM49 118V117H48ZM47 118V119H48ZM77 118V117H76ZM92 118V117H91ZM113 118H111V119H113ZM121 117H119L118 118V120L120 119ZM143 118V117H142ZM155 118V117H154ZM169 118V117H168ZM189 118H190V116H189ZM189 118H188V121H189ZM209 118V117H208ZM208 118H207V121H209L208 120ZM215 118H216V116H215ZM235 118V119H234ZM251 118V117H250ZM253 118V117H252ZM60 119H62L63 120V118H60ZM69 119H70V116H69ZM71 119H72V116H71ZM70 119V120H71ZM82 119H80V120H82ZM109 119V118H108ZM124 119H126V117H124L123 118V120ZM156 119H158L157 118V116H156ZM163 119V118H162ZM162 119H158V120H162ZM179 118H177V120H178ZM181 119V118H180ZM179 119V121L178 122H176L177 124L179 123H181L180 120ZM192 119V118H191ZM205 119V118H204ZM211 119V118H210ZM213 119V118H212ZM211 119V120H212ZM217 119V118H216ZM219 119V118H218ZM222 119V118H221ZM225 119V118H224ZM230 119H228L226 122L227 123H230L229 122V120ZM2 120H3V118H2ZM50 120V119H49ZM52 120H55L54 118L52 119ZM74 120V119H73ZM77 119H75V121H76ZM79 120V119H78ZM93 120H94V118H93ZM97 120V119H96ZM95 120V121H96ZM98 120H99V118H98ZM106 120V118L104 119V121ZM120 120H122V118L120 119ZM123 120H122V122H123ZM165 120V119H164ZM163 120V121H164ZM172 120V119H171ZM171 120H168V123L171 121ZM183 120H184V118H183ZM197 120V119H196ZM223 120V119H222ZM237 120V119H236ZM235 120V121H236ZM239 120V119H238ZM246 120L248 121V119L246 118ZM45 121V120H44ZM56 121V120H55ZM64 121V120H63ZM62 121V122H63ZM72 121V120H71ZM74 121V122H75ZM85 121H86V118H85ZM84 121V122H85ZM91 121V120H90ZM90 121H88V122H90ZM103 121V120H102ZM113 121H114V119H113ZM113 121H111V122H113ZM116 121H117V118H116ZM173 121V120H172ZM187 120L185 119V122H186ZM193 121V120H192ZM201 121H202V119H201ZM213 121H214V119H213ZM230 121H232V120H230ZM243 121H244V119H242V123H243ZM54 122V121H53ZM59 122H61V121H59ZM68 122V121H67ZM67 122H64V123H62L63 125H62V127L63 126H67V124H65V123H67ZM77 122V121H76ZM75 122V123H76ZM79 122V121H78ZM83 122V121H82ZM82 122H81V124H82ZM83 122V123H84ZM99 123H101V124H103L101 121H98ZM107 122H108V120H107ZM136 122V121H135ZM147 122V121H146ZM151 122V121H150ZM149 122V123H150ZM154 122V121H153ZM152 122V123H153ZM165 122V121H164ZM184 122V121H183ZM198 122V121H197ZM200 122V121H199ZM198 122V123H199ZM205 122V121H204ZM203 122V123H204ZM211 122V121H210ZM216 122H218V120L216 121ZM220 122V121H219ZM233 122H232V124H233ZM246 122V121H245ZM249 122V121H248ZM1 123H2V121H1ZM27 123V122H26ZM58 122H56V124H57ZM74 123V124H75ZM92 123L93 122H91L90 123V125H92ZM96 124H97V122H95ZM95 123H93L94 125H95ZM105 123V122H104ZM109 123H110V121H109ZM117 123V122H116ZM116 123H114V124H116ZM121 122L119 121V124H120ZM133 123H134V120H133ZM143 123L145 124V122L143 121ZM149 123H148V125H149ZM151 123V124H152ZM175 123V124H176ZM187 123V122H186ZM198 123H196V124H198ZM201 123V122H200ZM239 123H240V121H239ZM238 123V124H239ZM6 124V123H5ZM65 124V125H64ZM69 124H71V122L69 123ZM85 124H87L86 126H88L89 125V123H86L85 122ZM101 124H99V126H98V128H100V125ZM119 124H117L118 126H119ZM137 124H139V123H137ZM175 125L174 127H176V126H178V125ZM185 124V123H184ZM204 124H206V122L204 123ZM211 124V123H210ZM210 124H209V126H210ZM212 124H214V123H212ZM231 124V123H230ZM230 124H229V126H230ZM244 124V123H243ZM1 125V124H0ZM3 125H4V123H3ZM2 125V126H3ZM84 125V124H83ZM83 125H81L82 127H83ZM89 125V126H90ZM110 125H111V123H110ZM110 125H108L107 127L111 130L112 129V127L110 126ZM116 125V126H117ZM132 125V124H131ZM142 125V124H141ZM148 125H146V128H147V126ZM158 125H160V124H158L157 123V126ZM164 125V123L162 124V126ZM170 125V124H169ZM171 125H172V122H171ZM170 125V126H171ZM186 125H188V124H186ZM217 125V124H216ZM225 125H228V124H226L225 123ZM234 125V124H233ZM31 126H32V124L31 123H27V127H28V130H29V128L31 129ZM70 126V125H69ZM72 126V125H71ZM74 126V125H73ZM93 126V125H92ZM96 127H97V125H95ZM103 126V125H102ZM117 126V127H118ZM122 126V125H121ZM136 126V125H135ZM138 126V128H139V126L140 125H137ZM136 126V127H137ZM145 126V125H144ZM150 126H153V124L152 125H150ZM150 126H149V128H150ZM154 126H155V124H154ZM166 126V122H165V125H164V128H166L165 127ZM181 126V125H180ZM203 126V125H202ZM208 126V125H207ZM206 126V127H207ZM1 127V126H0ZM78 127H80V126H78ZM80 127L81 129H85V128H87V127ZM104 127H106L105 126V124H104ZM111 127V128H110ZM142 127V126H141ZM156 127V126H155ZM160 127V126H159ZM169 127V126H168ZM172 127V126H171ZM186 126H184L183 127V129H186L185 128ZM187 127H190L189 125L187 126ZM192 127H193V125H192ZM198 127H200V125H198ZM198 127H197V129H198ZM217 127V126H216ZM227 127V126H226ZM5 128V127H4ZM24 128H26V127H24ZM45 128V127H44ZM79 128V129H80ZM90 128H92V127H90ZM108 128H106V129H108ZM124 128V127H123ZM128 128V127H127ZM143 128H145V127H143ZM163 128V127H162ZM194 128H195V125H194ZM193 128V129H194ZM201 128V127H200ZM232 128V127H231ZM2 129H3V127H2ZM41 129V128H40ZM50 129V128H49ZM49 129H46V130H49ZM79 129H77V130H79ZM83 129V130H84ZM95 129H97V128H95ZM103 127H102V131H103ZM104 130L105 131V133H106V131L107 130ZM115 129V128H114ZM113 129V131H114V133H115V130ZM136 129V131L138 130L139 131V133H140V130H141V128L140 129H137V128H135ZM134 129V130H135ZM148 129V128H147ZM160 129V128H159ZM172 129V128H171ZM170 129V130H171ZM180 129V128H179ZM190 129V128H189ZM208 129V128H207ZM1 130V129H0ZM27 130V129H26ZM27 130V131H28ZM45 130V131H46ZM52 130V129H51ZM51 130L50 131H48V132H51ZM83 130H82V133H83ZM92 130H93V128H92ZM91 130V131H92ZM110 130H108L107 132H110ZM118 130V129H117ZM124 130V129H123ZM145 130V129H144ZM144 130H142V131H144ZM150 130H152V128L150 129ZM149 130V131H150ZM164 130V129H163ZM165 130H167V129H165ZM173 130H174V128H173ZM172 130V131H173ZM181 130V129H180ZM179 130V131H180ZM203 130H204V128H203ZM206 130V129H205ZM210 130V129H209ZM30 131V130H29ZM28 131V132H29ZM42 131V130H41ZM81 131V130H80ZM86 131H88L87 133H89V131L90 130H88V128H87V130ZM86 131H84V132H86ZM95 131V130H94ZM98 131V130H97ZM97 131H96V133L94 132V134H96L97 135ZM101 131V128H100V132H102ZM119 131V130H118ZM131 131V130H130ZM130 131H128L129 133H130ZM137 131V132H138ZM146 131V130H145ZM158 131V130H157ZM168 131V130H167ZM186 131V130H185ZM37 132H39V131H37ZM52 132H53V130H52ZM99 132V131H98ZM99 132V135L101 134ZM123 132V131H122ZM127 132V131H126ZM127 132V133H128ZM175 132H176V130H175ZM187 132V131H186ZM46 133H47V131H46ZM86 133V134H87ZM92 133H93V131H92ZM129 133H128V135L127 136H130L129 135ZM131 133H132V131H131ZM139 133H137L138 135H139ZM143 133V132H142ZM149 133V132H148ZM24 134H26V132L24 133ZM28 134V133H27ZM40 134V133H39ZM43 133H41V135H42ZM44 134H45V132H44ZM48 134V133H47ZM81 134V133H80ZM85 134V133H84ZM110 134V133H109ZM111 134H113V132H111ZM133 134L135 135L136 134V132L134 133L133 132ZM145 134H147V133H145ZM158 134V133H157ZM162 134H164V133H162ZM167 134V135H166ZM165 135H166V137L168 138V135H169V137H170V134H168V133H166ZM90 135V134H89ZM96 135H95V137H96ZM99 135H97V136H99ZM104 135V134H103ZM107 135V137H108V133L107 134H105L104 136H106ZM114 135V134H113ZM142 136H144L143 134H141ZM165 135H163L164 137H165ZM94 136V135H93ZM104 136H100V138L102 139ZM126 136V137H127ZM131 136H133L132 134H131ZM136 136V135H135ZM146 136V135H145ZM153 136V135H152ZM158 136H160V138L162 137L161 135H158ZM174 136V135H173ZM87 137V136H86ZM110 137H112V136H110ZM141 137V136H140ZM148 137V136H147ZM163 137V138H164ZM96 138H98V137H96ZM109 138V137H108ZM107 138V139H108ZM113 138H115L114 136L111 138V139H113ZM137 138H139V137H137ZM141 138H144V137H141ZM157 138V137H156ZM104 139V138H103ZM106 139V140H107ZM110 139V140H111ZM131 139V138H130ZM134 139V138H133ZM147 139V138H146ZM149 139V140H148ZM147 140L148 141H150V136H149V138H148ZM170 139V138H169ZM181 139V138H180ZM92 139H89V142L91 141ZM96 140V139H95ZM100 140V139H99ZM105 140V139H104ZM109 140V139H108ZM110 140H109V143H110ZM115 140V139H114ZM113 140V141H114ZM122 140V139H121ZM151 140H152V138H151ZM160 140V139H159ZM161 140H163V139H161ZM93 141H94V138H93ZM112 141V142H113ZM138 141V140H137ZM164 141H166V138L164 139ZM163 141V142H164ZM169 141V140H168ZM78 142V141H77ZM97 143H98V141H96ZM95 142V143H96ZM102 142H103V140H102ZM106 142V141H105ZM112 142H111V145H112ZM143 142V141H142ZM80 143H82L81 141H80ZM79 143V144H80ZM88 143V142H87ZM94 143V144H95ZM100 143V142H99ZM134 143V142H133ZM137 143V142H136ZM143 143H145V142H143ZM150 143V142H149ZM159 143V142H158ZM160 143H162V142H160ZM165 143H168V142H165ZM164 143V144H165ZM78 144V143H77ZM78 144V145H79ZM83 144V143H82ZM91 144V143H90ZM93 144V145H94ZM102 144V143H101ZM101 144H100V146H101ZM106 144V143H105ZM122 144V143H121ZM152 144V143H151ZM74 145V144H73ZM72 145V146H73ZM76 145V144H75ZM81 145V144H80ZM99 145V144H98ZM110 145V144H109ZM137 145V144H136ZM159 145V144H158ZM161 145V144H160ZM90 147L88 148V144H87V149L88 150H90V148H91V145H89ZM131 146V145H130ZM134 146H135V144H134ZM133 146V147H134ZM145 146H147V143H146V145ZM148 146H149V144H148ZM162 146V145H161ZM164 146V145H163ZM140 147V146H139ZM142 147V146H141ZM157 147V146H156ZM67 148H69V147H67ZM77 148H78V146H77ZM82 148H85V147H82ZM143 148V147H142ZM141 148V149H142ZM145 148V147H144ZM150 148V147H149ZM79 149L81 150V152H82V150L84 151V149H81L80 147H79ZM77 150L76 149V147H72V148H70V149H68V151L67 152H65V155H64V158H63V160L62 161H64V169H62L63 170V172H62V177L61 178H63V179H65V180H73L75 177H76V175H77V172H78V170H79V166H80V164L82 163L83 164V162H85V161H88L90 158L89 157H86V153L85 152H89V151H87V149H86V151H84V154L85 155H83L82 153H80V150ZM92 149V148H91ZM98 149H99V147H98ZM138 149V148H137ZM146 149H148L147 147L145 148V150ZM75 150H77V151H75ZM93 150H96L97 151V148L95 147ZM124 150V149H123ZM136 150V149H135ZM144 150V151H145ZM126 151V150H125ZM132 151V150H131ZM148 151V150H147ZM150 151V150H149ZM90 152L91 153H93V151H91L90 150ZM122 152V151H121ZM138 152V151H137ZM142 152V151H141ZM79 153H80V155H79ZM91 153H89V154H91ZM130 153V152H129ZM133 153V152H132ZM148 153V152H147ZM146 153V154H147ZM94 154H96L95 153V151H94ZM93 154V155H94ZM115 154V153H114ZM126 154H127V151H126ZM135 154H136V151H135ZM144 152H143V157H144V155H146ZM19 155V154H18ZM130 155H132V154H130ZM87 156H89V155H87ZM125 156V155H124ZM137 156H139V155H137ZM10 157H11V154H10ZM91 158H92V156H90ZM123 157V156H122ZM142 157V156H141ZM142 157V158H143ZM12 158L14 159V158H17L18 159V162H19V164L20 163H22L23 161H24V159L22 158V156L20 155V156H17V155H15L14 154V156H12ZM145 158H146V156H145ZM124 159V158H123ZM123 159H119L121 162H123ZM127 160H128V158H126ZM130 160H131V158H129ZM134 159V158H133ZM137 159H138V157H137ZM125 160V159H124ZM130 160H129V162H130ZM152 160V159H151ZM132 161V160H131ZM140 161H141V159H140ZM143 161V160H142ZM125 162H126V160H125ZM125 162H123V163H125ZM128 161H127V163L128 164H132V165H129L130 167L131 166H133L135 163L134 162H132V163H129ZM120 162L118 161V159H117V157H113L112 156V158H109L108 160H107V162H104V160H103V163H101V164H99L97 167H96V169L94 170V171H92V172H90V173H88V176H86V177H88V178H85V179H87V180H85L86 182V184L87 185H90V186H97V187H107L108 185H109V181H110V179L113 177V175H115L116 176V173L118 174H120L121 172H125L124 174H126V172L127 171H129L128 170V164H125V165H127V167H126V169L125 168H123V166L122 165H120L119 164ZM134 163V164H133ZM16 165H17V163H16ZM124 165V164H123ZM124 165V166H125ZM138 165H139V163H138ZM21 166V165H20ZM17 167V166H16ZM18 167H19V165H18ZM135 167H137V166H135ZM151 167V166H150ZM11 169V168H10ZM124 169V170H123ZM132 169H133V167H132ZM135 169V168H134ZM133 169V170H134ZM137 169V168H136ZM126 170V171H125ZM132 170V171H133ZM141 170V169H140ZM150 170H151V168H150ZM150 170H148V171H150ZM25 171V170H24ZM23 171V172H24ZM130 171H131V169H130ZM14 172V171H13ZM134 172V171H133ZM135 172H137V171H135ZM153 172V171H152ZM40 173V172H39ZM130 173V175H132L131 174V172H129ZM129 173H128V176L127 177H129ZM139 173V172H138ZM135 174H137V173H135ZM141 174V173H140ZM24 175H25V173H20V177H24ZM43 175V174H42ZM137 175H139V174H137ZM38 176V175H37ZM43 177V176H42ZM133 177H134V175H133ZM235 177H236V175H235ZM238 177V176H237ZM34 178V177H33ZM36 178V177H35ZM60 178V177H59ZM130 178V177H129ZM135 178V177H134ZM134 178H132L131 177V179H133V181H135V180H137V179H134ZM136 178H137V176H136ZM140 178H142V176L140 177ZM139 178V179H140ZM44 179V178H43ZM129 180V181H132V180ZM235 179H237L238 180V178H235ZM37 179H31L30 181H28V182H26V187H29L30 185H33L34 183H35V181H36ZM25 181V180H24ZM128 181V180H127ZM126 181V182H127ZM133 181H132V183H133ZM141 181V180H140ZM73 182V181H72ZM66 183H68V182H66ZM129 183V182H128ZM131 184V183H130ZM134 184V183H133ZM132 184V185H133ZM85 187V185L84 186H82V187H79V188H75L74 190H73V192L72 193H76L77 191H79V190H81L82 188H84ZM96 188V187H95ZM51 190V189H50ZM120 190H121V188H120ZM124 190V188L122 189V191ZM144 190V189H143ZM48 192V196H47V198H46V200L47 201H51L52 203L53 202H55V204L57 203L58 205H56V207L57 206H60L61 207V209L60 210H62V209H64L65 210V212H67L68 213V217L66 218V219H63V218H61L60 216H58L56 213H55V211H52V210H47V209H45V208H43L42 206L40 207L39 206V202L37 203V207L35 206V207H27V205H28V203L29 202H27V205L26 204H24L25 205V207L23 206V207H21V208H19L18 207V209H17V215L15 216L14 215V217H13V215H12V218L10 217V214L9 213H5V211L3 210H0V236H2L3 234H5V233H7V232H12V231H15V233L17 234V233H24L26 236H27V239H26V237H25V239L26 240H24V239H22V240H11L10 242H7L6 244H4V245H0L1 246V250H2V252H3V254H0V264H41V263H45V261H44V259L45 258H47L48 260H47V264H52L53 263V258L55 257H53V255L54 254H52V253H54L55 252V254L56 255H58V250L57 249H59L60 247H69L70 246V248H71V246H73L74 247V245L75 244H78L77 246H79V248L78 249H76V250H74V249H68V251H65L64 253H62V254H60L59 255V257H58V259H59V261H61V264H166V257H168V255L166 254V252L169 250H171L170 248L167 250V247H168V244L169 245H171L172 243H174L173 244V246L175 245V246H177V248L180 250V251H182L183 252V255H184V253L186 252V255L185 256H188V255H190V254H188L187 255V253L189 252V251H191V250H188V252H187V248H188V246H186V243H185V249L184 250H186V251H183V246H184V244L182 243L183 242V233L186 231L187 232V234L186 235H188V232L190 233V232H192V234L193 233H197V232H199V231H197L196 232V230H198V228L200 227H198V224H197V226L196 227H198V228H196L195 227V222L193 223V222H191L190 224H183L182 222H180V221H176L174 224H173V226L172 225H170V226H172L170 229H173L176 233H177V236H178V239L176 238V236H175V238L173 237V241H170V239L169 240H167V239H165L164 237H162L161 235L162 234H167V227H165V225L163 224V226H160L161 228H159L158 226V230H160L159 231V233H156L155 234V232H154V229L152 228L154 225L152 224V221H149V218H151L150 217V211L148 212V215L149 216H147V213L145 214L146 216V218H148V220L147 219H138V220H135L139 215H141V213H139V212H136L137 214L139 213V215H136L135 213H134V211H131L133 208H131V207H109L108 209H106V208H103V207H101V204H100V202H99V199L98 198H100V196H97L98 198L97 199H90V198H86V200L84 201V202H82V203H78V202H76V201H73V200H69L67 197H65V193L64 194H62L61 193V191L59 192L58 190H51L50 192H49V190H47ZM124 192V191H123ZM122 192V193H123ZM148 192V191H147ZM116 193H117V191H116ZM120 193V192H119ZM119 193L117 194V195H119ZM132 193V192H131ZM130 193V194H131ZM1 194V193H0ZM16 194V193H15ZM127 194H129V193H127ZM140 194V193H139ZM120 195H122L121 193H120ZM154 195V194H153ZM87 196V195H86ZM91 196V195H90ZM89 196V197H90ZM128 196V195H127ZM143 196V195H142ZM145 196V195H144ZM15 197V196H14ZM122 198H124V196H121ZM131 197V196H130ZM137 197V196H136ZM141 197V196H140ZM139 197V198H140ZM149 197V196H148ZM147 197V198H148ZM161 198H162V196H160ZM219 197V196H218ZM226 197V196H225ZM127 198V197H126ZM134 198V197H133ZM146 197H145V199H147ZM149 198H151V197H149ZM224 198V197H223ZM2 199V198H1ZM25 199V198H24ZM144 199V198H143ZM162 199H164V197L162 198ZM161 199V200H162ZM16 200V199H15ZM18 200L19 199H17V202H18ZM26 200H27V198H26ZM29 200V199H28ZM27 200V201H28ZM125 200V199H124ZM131 200V199H130ZM138 200V199H137ZM140 200V199H139ZM150 201L152 200V199H149ZM160 200V199H159ZM227 200V199H226ZM0 201H2V200H0ZM31 201V200H30ZM45 201V200H44ZM112 201V200H111ZM144 201V200H143ZM149 201V204H151V202ZM165 201V200H164ZM223 201V200H222ZM2 202H5V201H2ZM15 203H17L16 201H14ZM109 202H110V199H109ZM129 202V201H128ZM135 202H137V201H135ZM140 202L141 201H139V204H140ZM145 202H146V200H145ZM144 202V203H145ZM152 202H153V200H152ZM251 202V201H250ZM19 203V202H18ZM17 203V204H18ZM23 203H25V202H23ZM50 203V202H49ZM155 203H157V202H155ZM226 203V202H225ZM252 203V202H251ZM2 204V203H1ZM0 204V205H1ZM16 204V205H17ZM111 205L113 204V203H110ZM128 204V203H127ZM134 204V203H133ZM139 204H138V202H137V205L139 206ZM154 204V203H153ZM153 204H152V206H153ZM158 204V203H157ZM6 205V204H5ZM18 205H20V203L18 204ZM22 205V204H21ZM114 205H115V202H114ZM135 205V204H134ZM166 205V204H165ZM39 206V207H38ZM110 206V205H109ZM141 206V205H140ZM145 206V205H144ZM151 206V205H150ZM149 206V207H150ZM152 206H151V208H152ZM154 206H155V204H154ZM160 206V205H159ZM0 207H3V204L0 206ZM55 207V206H54ZM149 207H148V210H150L149 209ZM161 208H163L162 207V205L160 206ZM232 207V206H231ZM4 208V207H3ZM2 208V209H3ZM8 208V207H7ZM16 208H17V206H16ZM139 208V207H138ZM141 208H143V205H142V207ZM145 208V207H144ZM155 208V207H154ZM1 209V208H0ZM171 209V208H170ZM64 210H63V213H64ZM135 210V209H134ZM139 210V209H138ZM141 210H143V209H141ZM147 209H146V211H148ZM7 211V210H6ZM14 211V210H13ZM12 211V212H13ZM21 211H23V215L22 216H18V214L19 213H21ZM49 211H51V212H49ZM140 211V210H139ZM152 211H153V209H152ZM151 211V212H152ZM154 211H155V209H154ZM153 211V212H154ZM157 211H159V210H156L155 212H157ZM163 211H165V210H163ZM8 212H10V211H8ZM12 212H11V214H12ZM141 212V211H140ZM14 214V213H13ZM156 214V213H155ZM161 214V213H160ZM171 214V213H170ZM156 215H158V214H156ZM19 218H18V217ZM154 216V215H153ZM152 216V217H153ZM10 217V218H9ZM63 217H65V216H63ZM131 217H132V219H131ZM142 217H143V214H142ZM141 217V218H142ZM159 217V216H158ZM155 218V217H154ZM164 219H165V217H163ZM10 219V221L8 222V220ZM116 219H118V221L116 220ZM157 219V218H156ZM161 220H162V218H161ZM155 221V220H154ZM80 222H81V224H80ZM156 222V221H155ZM165 222V221H164ZM197 222V221H196ZM79 223V224H78ZM83 223V224H82ZM156 224L157 223H155V226H156ZM162 224V223H161ZM199 225H202L203 226V224H200L199 223ZM170 226H168V227H170ZM214 226V225H213ZM157 227H154L155 228V231H158V230H156L157 229ZM223 227V226H222ZM215 228V227H214ZM227 228V227H226ZM230 228V227H229ZM169 229V230H170ZM164 230H165V232H164ZM225 230V229H224ZM14 233V234H15ZM20 233V234H21ZM171 233V232H170ZM155 234V235H154ZM191 234V233H190ZM156 235H158V236H156ZM176 235V234H175ZM194 235V234H193ZM192 235V236H193ZM236 235H237V233H236ZM226 236V235H225ZM20 237V236H19ZM155 238V237H157V239H152V238ZM185 237V236H184ZM186 237H190V235L189 236H186ZM196 237V236H195ZM229 237V236H228ZM231 237V236H230ZM17 238V237H16ZM146 238H149L153 243H155V246L156 247H152V245H153V243L152 244H149V243H147L146 241V243H147V245L146 244H144V246H139V247H137L138 246V244L140 245V242H143L144 243V239H146ZM168 238V237H167ZM191 238V237H190ZM189 238V239H190ZM236 238V237H235ZM11 239V238H10ZM15 239V238H14ZM21 239V238H20ZM200 239H201V237H200ZM223 239V238H222ZM148 240V239H147ZM192 240V239H191ZM196 240V239H195ZM225 240V239H224ZM250 240V239H249ZM214 241V240H213ZM230 241V240H229ZM233 241V240H232ZM237 241V240H236ZM190 242V241H189ZM197 242H199L198 240H197ZM196 242V243H197ZM203 242V241H202ZM201 242V243H202ZM224 242V241H223ZM237 242H239V241H237ZM241 243H242V241H240ZM246 242V241H245ZM248 242H250V241H248ZM188 243V242H187ZM192 243V242H191ZM200 243V242H199ZM204 243V242H203ZM209 243V242H208ZM229 243V242H228ZM227 243V244H228ZM182 244H183V246H182ZM193 244V243H192ZM191 244V245H192ZM195 244V243H194ZM240 244V243H239ZM141 245H142V243H141ZM187 245H189V244H187ZM190 245V247H192ZM217 245V244H216ZM223 245V244H222ZM234 245V244H233ZM244 245V244H243ZM194 246V245H193ZM196 246V245H195ZM198 246V245H197ZM196 246V247H197ZM200 246V245H199ZM207 246V245H206ZM229 246V245H228ZM237 248H239L237 245H235ZM67 247V248H68ZM189 247V248H190ZM195 247V248H196ZM205 248V246H202L201 247V249L202 248ZM208 247V246H207ZM222 247V246H221ZM223 247H224V245H223ZM222 247V248H223ZM240 247H241V245H240ZM75 248V247H74ZM77 248V247H76ZM203 248V249H204ZM214 248V247H213ZM221 248V249H222ZM165 250V251H163V252H159L160 250ZM203 249H202V251H203ZM207 249V248H206ZM210 249V248H209ZM209 249L208 250H205V252H206V254H209L208 256H210V254H212V252L210 253H207V251H209ZM218 249V248H217ZM241 249V248H240ZM167 250V251H166ZM172 250H173V248H172ZM198 250H200V247L198 248ZM216 250V249H215ZM229 250V249H228ZM231 250V249H230ZM235 250V249H234ZM247 250V249H246ZM158 252V253H160V257L161 258H159V260H157V258H158V256H156L157 258H155V255H153L154 254V252ZM168 251V252H169ZM174 251V250H173ZM173 251H171V252H173ZM176 252H179V251H177V249L175 250ZM194 251H195V249H194ZM214 251V250H213ZM1 252V251H0ZM156 252V253H157ZM195 252H197V249H196V251ZM215 252V251H214ZM214 252H213V254H214ZM219 252V251H218ZM48 255H47V254ZM50 253V254H49ZM175 252H173V254H174ZM189 253H191L192 254V252H189ZM199 253V252H198ZM203 253V255H204V252H202ZM233 253V252H232ZM46 254V255H45ZM165 254H166V257H165ZM171 254V253H170ZM197 253H195V255H196ZM211 255V256H214V255ZM224 254V253H223ZM246 254V253H245ZM178 255V254H177ZM183 255H181V256H183ZM194 254H193V256H195ZM200 255V254H199ZM232 255V254H231ZM172 256V255H171ZM180 256V255H179ZM178 256V257H179ZM192 256V255H191ZM201 256V255H200ZM216 256H217V254H216ZM219 256V255H218ZM217 256V257H218ZM220 256H222V254L220 255ZM230 255L228 254V257H229ZM235 256V255H234ZM173 257H176V254L175 255H173ZM184 257V256H183ZM202 257H206L207 258V256H202ZM215 257V256H214ZM233 257V256H232ZM231 257V258H232ZM261 257V256H260ZM192 258V257H191ZM189 259L188 261H190V260H192V259ZM206 258H202L203 260L202 261H204V259H206ZM216 258V257H215ZM254 260L256 259V258H254V257H252ZM251 258V259H252ZM262 258V257H261ZM58 259H56V260H58ZM180 259V258H179ZM185 259H187V257L185 258ZM193 259H196L195 257L193 258ZM199 259H200V261H201V258L199 257ZM208 259H210V258H208ZM222 258H220V261H222V260H224V259H222ZM237 260H238V258H236ZM243 259V258H242ZM247 259V258H246ZM252 259V260H253ZM264 259V258H263ZM262 259V260H263ZM79 262H78V261ZM168 260V259H167ZM170 261H171V259H169ZM168 260V261H169ZM178 260V259H177ZM181 260H182V258H181ZM184 260V259H183ZM182 260V261H183ZM197 260H198V258H197ZM197 260H196V262H195V260H194V264H196V263H199V262H197ZM212 260H213V258H212ZM216 260V259H215ZM254 260L252 261V263L251 262H249L248 261V259H247V261L245 260V261H243V262H241V264H255V263H253L254 262ZM59 261H57L58 263H59ZM170 261H169V263H170ZM181 261V262H182ZM201 261V262H202ZM207 261H209V260H207ZM219 261V262H220ZM226 261H228V259L226 260ZM229 261H230V259H229ZM232 261H234L235 262V258H234V260H232ZM239 261V260H238ZM241 261V260H240ZM251 261V260H250ZM255 261H257V260H255ZM258 261H260V262H262L261 261V259L259 258V260ZM179 262V261H178ZM183 262H185V260L183 261ZM193 262V261H192ZM218 262V261H217ZM218 262V263H219ZM222 262H225V260L224 261H222ZM231 262V261H230ZM237 262V261H236ZM55 263V262H54ZM189 263V262H188ZM187 263V264H188ZM202 263H204V262H202ZM201 263V264H202ZM205 263H207L206 261H205ZM209 263V262H208ZM263 263H264V261H263ZM167 264H168V262H167ZM171 264V263H170ZM184 264H186V262L184 263ZM190 264V263H189ZM211 264H212V262H211ZM215 264V263H214ZM230 264V263H229ZM237 264V263H236ZM238 264H240V263H238Z\"/></svg>","mask_w":264,"mask_h":264},{"label":"water","instance_id":"obj_3","mask_svg":"<svg viewBox=\"0 0 264 264\" xmlns=\"http://www.w3.org/2000/svg\"><path fill=\"white\" fill-rule=\"evenodd\" d=\"M36 93L38 98L34 102V104L30 107H24L22 105H19L21 113L11 123V125L7 128L6 131L0 133V186L4 184L6 188H10L11 185L9 186V177L17 176L18 174L17 172L12 174L6 170V168L10 164L8 157L5 155L6 153L27 150L33 153L34 151H40L41 149H44V147L32 148L29 145L30 143H32L31 140H22L24 124L26 120L32 117H39L41 115V110L46 104L50 102H55L57 98L67 93V91L61 88L60 79L57 75L52 88H50L49 90H42L40 88H37ZM233 200L238 206V208L244 213L248 222L247 227L250 229V232L258 248L264 254V236L260 232L256 222L254 221L253 217L249 213L248 209L244 206V204H242V202H240L234 195Z\"/></svg>","mask_w":264,"mask_h":264}]
</instances>
